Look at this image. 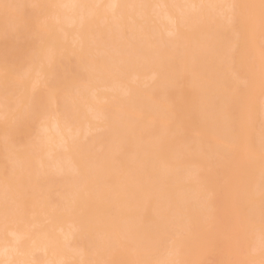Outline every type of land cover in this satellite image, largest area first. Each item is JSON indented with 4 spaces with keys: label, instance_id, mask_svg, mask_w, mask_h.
<instances>
[{
    "label": "rangeland",
    "instance_id": "obj_1",
    "mask_svg": "<svg viewBox=\"0 0 264 264\" xmlns=\"http://www.w3.org/2000/svg\"><path fill=\"white\" fill-rule=\"evenodd\" d=\"M19 1L22 4H19ZM24 1L26 3H24ZM27 1L28 0H0V71H2L1 68L3 69V71L0 72V75H2V77L0 76L1 77L0 78L1 79L0 80V86H2V87H0V90H2V91H0V125H2L4 123L3 120H5V118H6L5 115H4L5 118H3L2 113L5 112V113L9 114L7 118L10 120L8 123H7V121H5L7 125H6V127L1 128L4 131H2L0 134V137H1L0 138V159H1L0 160V193H2L3 191H5L7 189V184L9 185V183H11L10 178H12V181H15V182H12V184H11L12 189H10V195L6 194L5 197H0V214H1L0 215V248L2 247L4 254L7 252L9 253L11 251V249H9V247L6 249H3V247L5 245H11L14 243L13 239H12L13 237H11L10 235H8L6 233V229L11 225V224L9 225L8 222H10V221L12 222V220L19 218V216H21V215L26 216L25 203L27 201H30L32 203L33 202L37 203L38 200L44 201L43 203H45L46 207L49 210L48 214L49 213L53 214L54 218L57 215L60 217V216H62V214L64 216L67 213L73 212V214L75 215V218H77L78 224L80 222V228L79 229H81V228L82 229L73 233V236L75 237L76 240L73 237L74 241L72 242V245L70 244L71 250L67 246H64L65 248L67 247L66 251H65V248L62 249L61 247H58L57 245H53V246H51L50 251L54 252L55 254L50 253L49 251L46 252V251L38 250V251H35V252L28 254L29 256L28 255H26V257L24 256V260L22 262H19V260H18L21 256L19 254H14L13 258L11 260H9L8 263L7 262L6 263L7 264H26V263H28V264H53L56 262V259H57L56 257L60 258L61 256H63L65 259H67V258L69 259V260H66L64 262V264H114L115 260H116V262L119 261V264H264V80L263 79L259 80L258 77L256 76V74H254V71H255V73H257V74L260 73V75H261L263 68L260 67V69H259V66L263 65V67H264V64H263L264 63V37H262V36H264V0H246L245 3L243 2V0H241L242 5L246 4L244 6H245L247 12L245 10L243 11L242 6L240 8H239V6H236L237 10L234 8L235 11H233L232 8H229V6H230L229 0H223V1L222 0H211V1L210 0H200V2L198 0V3L194 2L195 0H193L194 5H190L191 0L190 1H185V0H176V1L175 0H162V1L161 0H150V2L148 4L145 3V5L146 4L148 5L147 8L145 7L146 17H147L146 20L144 17H141V18H143V19H141L139 16H138V18L137 17L131 18L130 15H129L130 17L124 16V22L128 21V26L130 25V27H133V29L126 26L127 28H129V30L128 29L126 30V28H125L123 30V32L121 31V33L118 34V36L116 35L117 34L116 32H113V33L107 32V34L105 33L106 36H104L105 34H103L104 31H102V30H101L102 31L101 36L103 35L102 37L99 34H98L99 36H94V35H97V33L94 34L95 32L91 35L84 34V35H86V39H87V42L84 46L87 45L86 49H88L89 53L86 52V49H84V50L82 49L83 47L79 45L80 44L79 41H76L77 37L80 34H82L83 32L79 33L78 31L73 29L72 34L69 33L68 35L65 36V37H67V39H66L65 37H63V35H61L59 33V31H58V34H60V36H62V37L57 35L56 34L57 31L54 30V32H53L54 36H53V38H51L50 37L51 31L47 30L46 27L43 28L42 25H43L45 20L51 21L55 26L60 25V24L63 25V23H64V26H69V25H65V21L67 20L66 22H69L70 21L69 18L70 17L72 18L74 16L75 12L72 10L73 12L71 13L70 12L71 10L70 11L68 10V12L66 13V10L63 7L60 8V5L63 4V1H61L62 4L57 3L56 6L59 9H61L62 12H64V10H65L66 14L63 13L64 16L62 15V12L59 13V11L57 12V10L54 9L56 7H51V6H53L52 4H54L52 0H50V3L47 2V4L44 5V7L46 6L45 9H44V7L43 8L40 7V8H42V10L38 9L39 8L38 6H40L39 3H37V5H34V4H32V3H34L33 0L28 1L29 3ZM46 1L43 0L44 4L46 3ZM163 1L166 2L167 7H168V8L166 7L167 10L171 11L173 16L176 18V23H178V25L185 23V22H183L184 19H185V21H193L192 24L190 22V23H188V25H184V26L182 25L183 26L182 32L183 33L188 32L187 34H184L186 39L188 40L187 41L188 43L186 42V44H185L186 40L184 41L182 39V37H181V40H179L177 38V36H174L173 34L171 35V30L173 28L172 27L173 25L171 23L168 24V22H171L170 20H168L167 23H165L167 18L164 19V15L167 12V10L165 7L164 8L160 7V2L162 3ZM169 1H171L172 3L171 2L169 3ZM226 1H227V3H226ZM95 2H96V0H92V5H94ZM174 2H175V5H174ZM182 2H183V4H182ZM204 2H205V4H204ZM14 4H15V6H14ZM162 4H165V3L163 2ZM191 4H193V3H191ZM90 5H91V3H90ZM153 5H156L158 8H154V10H151ZM172 5H174V6H172ZM33 6H35V7L33 8ZM14 7H17V8L13 9ZM25 7L27 10L25 9ZM182 7L185 9V11H184V9H182ZM187 7H190V8H187ZM226 7L229 8L228 9L229 11L227 10ZM48 8H49V11L47 10L45 12V10ZM207 8H209V10ZM189 9H192V10L189 11ZM206 9H207V11H206ZM16 10H17V12H16ZM158 10H159V12L160 11L161 12L159 13ZM240 10H241V12L242 11L243 12L241 13ZM12 11H14V12H12ZM38 11H39V13H38ZM181 11L185 12V13L183 14ZM154 12H155V14H157V16H154L155 15ZM189 12H192L193 15ZM223 12H224V14H223ZM48 13H49V15H48ZM69 13H71V16ZM210 13H211V15H210ZM231 13H233V15ZM240 13H241L242 20L243 21L245 20L246 23L248 22L247 23L248 26L246 25L245 29H242L243 27L238 28V26H242V24H243V21L241 22V20H240L241 19V17L239 16ZM81 14H82V12H81ZM219 14H221V15L219 16ZM30 15H31V17H30ZM51 15H53L55 17H53ZM76 15H79V13H77ZM109 15L110 14H108L106 20L100 21L98 19V21H97L98 26L104 24V22H105L104 25L115 23V21L112 22L111 20H109V19H112V18H109ZM183 15H185V16H183ZM230 15L233 16L234 19ZM15 16H17V17H15ZM79 16H78V18H79ZM61 17H62V19H61ZM63 17H65V19ZM67 17H68V19H67ZM154 17L157 19L159 18V19L157 20ZM247 17H248V19L246 20ZM229 18H231L233 23L230 21ZM129 19H130V21H129ZM135 19H137V20H135ZM180 19L183 20V21H181L182 23L180 22ZM149 20H150V23H149ZM109 21L111 23H109ZM38 22H40V23H38ZM34 23H35V25H34ZM41 23H42V25H41ZM226 23L227 24L229 23V24L227 25ZM239 23H240V25H239ZM25 24H27V27ZM133 24H135V28H134ZM162 24H163V27H162ZM11 25H13V26H11ZM23 25H24V27H23ZM33 26H34V28H33ZM69 27L74 28V26H72V25H70ZM140 27L143 30L139 29V31H138V28H140ZM187 27H189V28L186 29ZM101 28L104 29V26L102 25ZM152 28L154 30L151 33ZM232 29L233 30L235 29L234 32L232 31ZM44 31H46V32H44ZM137 31L139 32L138 34H137ZM42 32H44V33H42ZM129 32H130V34H129ZM169 32H170V34H169ZM213 32H214V34H213ZM141 33L143 35H141ZM154 33H156V35ZM40 34H41V37H40ZM44 34H45V36H43ZM75 34L78 36L75 37L76 36ZM126 34H128V36ZM35 35H36V37H35ZM113 35H114V37H113ZM121 35H122V37H121ZM164 35H167V36L164 37ZM168 35L169 36L171 35V36L169 37ZM184 35L180 34L179 36H184ZM69 36H70V38H69ZM57 37L59 38V42L54 47L51 44L55 38H56L55 41L58 39ZM82 37H84V36H82ZM175 37L177 39H175ZM188 37H189V39H188ZM6 38H9V39H6ZM38 38H40V39H38ZM117 38H118V40H117ZM131 38H133V39H131ZM167 38H169V39H167ZM192 38L193 39L195 38V39L193 40ZM34 39L36 40V42ZM113 39H115V40H113ZM129 39H131L132 41L131 40L129 41ZM206 39H207V41H206ZM33 40H34L35 45L33 43ZM43 40H45V41H43ZM64 40H65V44L68 42V45H69L68 48L69 49L67 51H65V54L62 57H60L59 54L55 53V52L58 51V48H59L58 46ZM74 40H75V43H74ZM189 40H191V42ZM72 41H73V43H72ZM118 42H119V46H118ZM45 43H46V46H45L46 48L43 47ZM47 43H49V45H47ZM55 43H57V42H55ZM190 43H192V44H190ZM204 43H206V44H204ZM255 43H257V44H255ZM40 44H42V45H40ZM157 44H158V46L155 47V45H157ZM170 44H172V45L170 46ZM102 45H104V46H102ZM120 45H121V47H120ZM143 45H145V47ZM189 45H190V47H189ZM51 46H52V48L54 47L55 49H52ZM107 46H108V48H107ZM125 46H127V48H125ZM168 46H170V48H168ZM230 46L233 49H231ZM80 47H82V48L80 49ZM110 47H111V49H110ZM135 47H136V49H135ZM222 47H223V49H222ZM235 47L238 48V50H236ZM258 47H260V48H258ZM4 48H5V50H4ZM173 48H174V50H173ZM234 48H235V50H234ZM45 49H47V50L45 51ZM93 49L95 51V54H93L94 53ZM124 49H125V51H124ZM48 50H50L51 52H49ZM28 51H29V53H28ZM76 51L78 53L80 51L81 52L78 54ZM144 51H146V52L144 53ZM45 52L47 54V57H49L51 54L54 57L56 56L55 58H58V56H59L60 59L54 60V61L52 60L51 62H48V59L44 60L46 57V56H44V55H46V54H44ZM154 52L156 53V55L154 54ZM158 52H160V53H158ZM52 53H54L55 55ZM76 53H77V56H76ZM105 53L107 55H105ZM221 53L224 55H222ZM48 54H49V56H48ZM157 54L159 56H157ZM220 54H221V56H220ZM23 55H24V57H23ZM28 55H30V56H28ZM99 55H101V56H99ZM151 55H152V57H151ZM153 55H154V58H153ZM18 56H20L19 60H18ZM65 56H66V58H65ZM70 56H72L73 58ZM139 56L142 59L145 58L147 61L146 60H140L141 58ZM83 57H84V59H83ZM106 57H107V60H105ZM64 58H65V60H64ZM71 58H72V60H70ZM258 58L259 59L263 58V59H261L262 60L261 61V60H258ZM61 59H63L61 61L62 63L59 62ZM161 59H163V60L161 61ZM184 59H186V60H184ZM198 59H200L202 61L199 62ZM9 60H10V62H9ZM38 60L40 62L39 64H38ZM121 60L124 62H126V61L127 62L126 63L123 62L124 64L122 65V62L120 64ZM165 60H167V61H165ZM190 60L194 61V63L193 64L191 63V65L189 63ZM196 60H198V61H196ZM203 60H204V62H203ZM232 60H234V61L231 62ZM13 61H15V63ZM45 61H46V64H45ZM90 61H92V62H90ZM142 61L143 62L146 61V62L143 63ZM157 61H158V63H157ZM171 61H172V63H171ZM258 61H261V63H259ZM75 62H76V64H75ZM167 62H168V64H165ZM177 62H178V64H177L178 67H175L176 66L175 64ZM201 62H203V63H201ZM215 62H217V63H215ZM229 62H231L232 64ZM243 62L246 64V66L253 63L254 65H251L252 71H249V69H246V66ZM255 62L256 63L258 62L259 64H262V65H259L258 63L256 64ZM8 63L10 64L11 68H10ZM12 63H14V64H12ZM41 63L44 64V67L42 66ZM48 63H49V65H48ZM99 63L101 66L99 65ZM138 63L139 64L141 63V64L139 65ZM199 63H201V67H199L200 66ZM233 63H235V65H233ZM32 64H34V65H32ZM222 64H224V65H222ZM79 65H80V67H79ZM46 66H47V68H48V66H50L48 68V70L50 69V71H49L50 74H48V77L47 76L43 77V76H41L43 74H41L40 72H42V70L44 68H46ZM98 66H99V68H98ZM170 66H172V67L170 68ZM207 66H209V67H207ZM232 66L234 68H231ZM5 67H7L8 70L4 71V69H6ZM104 67L106 69L105 70L106 72H103L104 69H102V68H104ZM188 67H190L189 72H192L191 68L193 69L194 67H195L194 69L197 72V75L189 74L190 77H192V79H193V83H191L192 82L191 78L189 80V77H188V73H189ZM9 68H10V70H9ZM15 68H17V69H15ZM27 68H30L31 70L29 73H27L29 71V70H27V72H26L27 74H25V70ZM77 68H79L80 70ZM92 68H93V70H92ZM96 68H97L98 72H97ZM125 68H127V69H125ZM129 68H131V70ZM160 68H163V69H160ZM240 68L242 69V71ZM99 69H100V71H99ZM168 69H169V71H168ZM111 70H112V72H111ZM212 70H215V71H212ZM238 70H239V73L237 72ZM9 71H11L10 73H12L11 74L12 76H10V77L6 76V79L8 78L6 80L5 75L3 78V74H4V72H5V74L9 73ZM57 71H58V73H57ZM162 71H163V73H162ZM53 72H54V74H53ZM102 72H103V74H102ZM143 72H145V73H143ZM196 72L193 71V73H196ZM240 72L241 73L245 72L246 74H248V73L251 74V75H249V77H250V79L248 81L249 83L243 82V80L240 79V76H241ZM118 73H119V76L116 75ZM151 73H153V74H151ZM154 73H156V74H154ZM237 73L240 75H238ZM25 75H26V77H25ZM55 75H58V76L55 77ZM50 76H52V77L50 78ZM203 76H204V78H203ZM133 77H136V78H133ZM151 77H152V79H151ZM195 77L197 80L194 79ZM197 77H199V78H197ZM40 78H42L43 80ZM141 78H143V79H141ZM148 79H151V80H148ZM153 79H154L153 82H155V83H152ZM35 80H37V81L35 82ZM96 80H98L100 83L97 82ZM198 80H200V82H198ZM205 80L207 82H205ZM208 80H210V81L208 82ZM256 80L260 81V82H258V84H257ZM41 81H44L42 83V86L40 85ZM6 82L8 85L5 84ZM19 82H20V84H19ZM188 82L191 83L192 89H190L191 85H189L190 83L188 84ZM34 83H36V86ZM148 83H151V84H149L150 86L148 85ZM199 83H200V85H199ZM220 83H222V84H220ZM152 84H154L156 87L155 86L151 87ZM204 84H207V85L209 84V86L205 85L207 87V89L205 88L206 90L204 89ZM197 85L199 87H201V89ZM202 85H203V88H202ZM218 85H220V86H218ZM256 85H257V87L255 88ZM82 86H84V88ZM30 87H31V89H30ZM45 87H47L46 90H45ZM86 87H88V88H86ZM107 87H110V88H107ZM154 87H155V89L152 90L151 88H154ZM215 87H217V88H215ZM241 87H243V88H241ZM252 87H253V89H252ZM90 88H93V89H90ZM156 88H158V89H156ZM197 88L199 89V91L201 90L200 93L197 90H196L197 92L195 91V89H197ZM148 89L152 90V91H149ZM84 90H86V91H84ZM113 90H115V91L113 92ZM74 91H75V94L73 93ZM93 91H95V92H93ZM119 91L122 92L123 94H121V93L119 94ZM202 91L203 92L205 91L206 93L205 92L203 93ZM252 91H253V93H252ZM36 92H37V94H36ZM65 93H67V94H65ZM202 93H203V95H201ZM53 94L54 95L56 94L55 96H56L57 100L60 102L54 100L55 98H54ZM252 94H254V95L252 96ZM28 95H30V98L32 99V104L30 105V107H28V106L31 103V99L28 98ZM32 95L34 98L31 97ZM64 95L66 96V98H64ZM121 95H123L124 98ZM25 96L27 99L30 100L29 101L30 103L28 104V106L26 103V106L28 109L31 108L33 112H31V110L29 111L28 109L26 110V108L23 109L24 108L23 103H25V100H26V99H24ZM67 96H70L69 100H68ZM206 96H208V97L206 98ZM63 98L66 100H64ZM70 98H72V99H70ZM204 98L206 101L203 100L202 101L203 104H202L201 100ZM37 99H39V100L42 99L41 100L42 102L37 100ZM34 100H35V102H34ZM207 100H209V101L207 102ZM237 100L240 101V104H242L241 101L245 100V105L243 106L244 109L241 113V117L244 118L245 120L243 119L244 122H237L238 124L236 122H230L229 117L227 115V111H226L228 108V106H226V105L231 101H235L238 104L239 102ZM53 101H55L57 103H55ZM130 101L135 102L133 105H136L137 108L140 107L139 111H140V113H142V115L140 117L133 115L134 112L132 114V116H134L133 119H131V116H129L131 114L128 113L129 112L128 108H131V107L134 108L132 111H134L136 108V106L133 107L132 104H131L132 106L128 105L131 103ZM18 102H19V104H18ZM226 102H227V104H226ZM11 103H12V105H11ZM59 103L61 104V107H60V105H58ZM70 103H71V105H70ZM101 103H102V105H100ZM113 103H114V105H113ZM172 103H178L182 107H185L187 104V106L189 107L187 109L192 110V113L190 110V113L192 115L193 114L197 115V113H198V114H202L201 116H204V111H205V114L208 113L207 114L208 116L205 115L204 117H209L210 115L212 116L211 120L210 119H208V120L210 122H212L213 126L211 125V123L208 125L206 122H202V120H201V122H194L196 124L193 125L195 127H193L192 132L190 133V131H187L185 133V136H184L183 135L184 133H182V129H184V127L188 124V122H186V117L180 118V120L178 122H176L177 120L169 122L170 120L168 118L172 115V110H173V104ZM93 104H94V106H93ZM91 105L93 106V109L90 108ZM24 106H25V104H24ZM84 106H86V107H84ZM109 106H111V108ZM73 107L74 108L76 107V109L73 110ZM103 107H104V109H103ZM164 107H166V108H164ZM5 108H6V110H5ZM55 108H57V109H55ZM147 108H149V109H147ZM59 109H61V111ZM102 109L104 110L103 113H105V109H106V113L104 115H102L104 117L106 114L109 115L111 112L115 113L114 110H116L117 113H119L118 111H120V113H121V110H122V112H125V113L127 112L126 114H128L130 119L127 118L128 116L125 115V113H124V115H121L123 113H121L120 115L118 114L119 118L116 114H114V116H112L113 114L111 113L112 117L109 115L110 118H106L104 120L103 117H101V114H99V113H102V111H101ZM201 109H203V110H201ZM98 110H100L101 112ZM22 111H24V112H22ZM58 111L60 112V115H59ZM68 111L70 112V114ZM132 111H130V112H132ZM136 111L137 110H135V113L138 114L139 112L137 113ZM235 111L237 114L238 111L237 110H235ZM87 112H89V113H87ZM215 112L217 113V115L214 114V117L216 116V119L213 120V113H215ZM14 113L16 115H18V114H23V115H20V116L18 115V117H16V115H14ZM140 113L138 115H140ZM160 113L163 115V118L165 119V121H168V120L169 121L165 122L164 119L161 118L162 115ZM67 115H69V116L67 117ZM108 115H106V116H108ZM58 116L59 117L61 116V117L58 118ZM125 116H127V117H125ZM22 118H23V120H22ZM57 118L58 119L62 118L61 119L62 122L63 121L66 123L69 122L71 124L70 125L68 123L69 125L68 126L66 125V127H67V128H65L66 131L63 128V126L65 127L66 123L63 124V126L61 127V128H63L61 134H63V136H65L64 138L68 142V143L67 142H65V143L69 144L68 145L69 149L64 150L63 145L65 143L63 142L64 143L63 145L60 144L59 143L60 140L57 137V136H59V134L57 135L56 134L57 132H55L51 129L50 125L53 123V121L54 122L55 121L61 122ZM68 118H70V119H68ZM100 118H101V120H100ZM158 118L163 120L164 122L160 121ZM109 119H111V122H109L110 121ZM19 120H20V122H19ZM131 120H133L134 122ZM12 122H14V123H12ZM62 122H61V125H62ZM159 122L160 123L162 122V123L160 124ZM34 123H35V125L32 126V124H34ZM36 123H38V125ZM129 123H132L133 126L131 125L132 126L131 129H129V128L126 129L129 125ZM17 124H19L20 126ZM54 124L55 123H53V125ZM37 126L40 128H37ZM82 126H83V128H82ZM79 127L81 130L79 129ZM129 127H130V125H129ZM211 128H213L212 129L213 131H211ZM1 129H0V131H1ZM91 129H95V131L94 130L92 131ZM133 129H135V130H133ZM194 129H196V131H198V133L195 132V135L193 134ZM67 131L69 132V134ZM134 131H136V132H134ZM214 132L217 134H220V136L218 135L219 138L217 136H215L220 140L219 143L216 142V144L221 143L222 145L221 144L217 145L214 148L213 147L214 145L211 144V147H213L212 151L209 153L211 155V158H212V160H211V159H209L210 157L207 156L208 153L206 155H203V154H200L198 152V150L207 148V146H208L207 143L210 140L208 138V136L210 135V133L211 134L213 133V135H216ZM133 133H134V135H133ZM207 133H209L208 136H207ZM192 134H193V136H192ZM240 134L243 135L244 138H245V136L248 135L250 138L249 139L250 143H248L246 140H245L246 142L243 141V143H240L239 139H238ZM1 135H3V137ZM4 135H5V137H4ZM20 136H21V138H20ZM67 136H69V137H67ZM168 136H169V139H168ZM71 137H73V138H71ZM102 137L104 138L105 141L103 140ZM132 137L133 138L136 137V139H133ZM200 137H201V139H200ZM181 138L183 141L186 139L185 140L186 142H183L181 140ZM21 139H22V141H21ZM57 139L59 140L58 144H60V145H58L56 143ZM119 139H122V140H119ZM160 139L162 140L161 144H160ZM178 139L181 140V142L179 141L180 143L178 142ZM48 140H52V142L54 141L53 142L54 144L53 143L51 144V142H49ZM80 140L81 141L83 140V141L81 142ZM117 140H118V142H117ZM133 140H134V142H133ZM46 141L48 142V144H50L51 150H49V151H51V153L49 151H47L49 145L48 146L46 145L47 150H45L43 153V156H41L43 149L45 148L44 145L47 144ZM155 141L156 142L158 141V142L156 143ZM205 141H208V142H206V144H205ZM152 142H154V144H158V143L160 144V145L158 144L159 146L157 147V149H155L156 147L154 146V144ZM151 143L153 144V147H155V148H153V149L149 148L147 151L146 148H148L149 146L145 147V145L147 146V144L148 145L150 144V147H152ZM99 144H101V145L99 146ZM133 144L135 146H133ZM137 144L138 145L141 144V146L139 145V147H138ZM176 144H179V145H176ZM76 145L78 147H76ZM173 145H176L178 147V150H177V148L175 149V147ZM204 145H207V146L205 147ZM14 146L22 148V150L20 149V152L23 151L22 153H23L24 158H25V156L26 157L28 156L30 158L29 159L30 162L27 160L28 163L26 161H25L26 163L25 162L23 163V164H25V166L28 164L27 168L26 167L24 168V169H26V171L24 169H22L21 167H19V166H22L21 164L18 166V164L13 162L14 157L11 158L12 156L11 155L9 156V150L12 148H16ZM81 146H83V148H81ZM131 146H133L134 149ZM172 148H174L175 153H178V151H180V152H187L188 154H186V156H183L185 153H180V154H182L181 156H177V159L174 158L175 160H171L172 158H171L170 154H172V156L174 155L173 152L170 153ZM208 148H210V147H208ZM143 149H145L147 151V153H146V151L142 152ZM154 149L156 151H154ZM17 150H18V148H17ZM222 151H226V153L227 152H229V153H227V155L225 156L226 158H224V156H223L224 160L222 158L219 159V160H222L223 162L217 161L218 159H217L216 153L218 155L219 154L222 155V154H224ZM39 152H41V153H40V156L38 157ZM46 152L50 153L51 155L45 157L47 155ZM108 152H110V153L107 154ZM131 152H132V154H131ZM201 152H202V150H201ZM73 153L79 155L78 163L80 164L81 169H82V170H80V167H79V171L82 174L81 175L82 178L84 176H86V173L85 172L82 173V171L87 170V166L89 163L91 164V166H94V168H95V166L98 167V169H97L98 173L100 171L99 176L95 170L96 168L93 171V169L89 168V167H88L89 170L92 169L91 171L93 173L95 172L96 174L92 173L93 174L92 175V174H90V172H91L90 171V172H87V176H86V177H88V175L89 176L97 175L98 176L97 180L102 178V181L98 180L96 183H94V186H96V189H97V190L95 189L96 192H94V195H93V193L89 192V190L91 191L92 186L89 187L90 185L86 184L88 182L91 183L90 181H92V179H90L87 182L85 181V184L87 186L83 187L84 188L83 190H81V189H82V186H84V185H82L80 188V186L76 183L77 179H79L78 177L80 175H79V171H78L77 172L78 175H77V179H76V176H75L76 172L74 173V171H75L74 168L76 165H72L71 163H73V162L71 161V159H69L70 158L69 156H71ZM160 153L162 154V158H160L161 156L159 157V155H161ZM196 154H198V155H196ZM19 156H22V155L19 154ZM127 156H128V159H127ZM36 157H38V159H36ZM99 157H101V158H99ZM108 157H109V159H108ZM213 157H214V161H213ZM82 158L84 159V162L82 161L83 160ZM167 158H168V160H167ZM26 159H28V158H26ZM116 159L118 161H116ZM164 159H166V161L171 163V166L173 167L172 169L174 170L173 173L177 177L176 180H174L173 177L171 176L172 173L170 174L168 172V174H167L163 170L164 166L169 165L168 163L166 165V162ZM206 159H207V161L211 160V163L213 162L211 166H212V168L214 166L215 169H216V166L219 165L216 163L222 162L221 164L223 166L224 172L222 174H217L216 173L217 171L215 170L214 174H217L218 176L220 175L221 178L222 177H224V178L230 177L232 179V180H229L228 178H225V179L223 178L226 181V183L224 181L220 185L218 184V182H216L215 179L213 180V183L216 182V184H217L216 187H218L219 190H221V194L219 191L218 196L222 195V196H220L222 201L219 202L221 206L217 205L218 207L216 209V212L214 210V212L216 213L215 214L216 217L212 216V218H210V219L208 218L209 216L207 217L208 223L206 222V220H204L206 218L205 215H207V214L210 215V213L212 212V209L209 212H207L208 210L207 211L204 210L206 212L201 211L204 203L206 205L205 201H208V200L204 199L205 200V201L203 200L204 203H201V204L198 203L199 206L202 205L201 209L199 208V206L197 204H196L197 207H196V205H194V202L196 201L195 199H197L198 202H201L202 198L201 199L199 198L200 197V196H198L199 193H198L197 197H195L196 196L195 194L197 192L196 193H194V192H195V187L199 188V186H197V185H199V183L202 184L203 179L201 180V182H199L200 180H198V182H199L198 183L196 181L197 180L196 174H195L196 180H192L195 178L189 179L190 174L192 172H194V170L197 171V169H196L197 166L193 167V166H190L189 164L191 163L193 165L198 164V165L204 166L203 163H204V161H206ZM62 161H63V163H62ZM119 161H120V163H119ZM85 162L87 163V165L85 164ZM66 163H67V166H66ZM81 164L83 165V168H82ZM112 164H113V166H112ZM243 164H244V166H243ZM46 165L48 166L47 168H46ZM84 165L86 167L85 170H84ZM100 165H101V167H100ZM233 165L237 166L238 169H237V167H233ZM72 166H74V168H73L74 171L71 170ZM99 167L102 168V170L99 169ZM169 167H170V165H169ZM235 169H236V171H235ZM168 170H170V168ZM206 170L207 169L205 168L203 170V173ZM251 170H253V171H251ZM101 171L103 172V174ZM162 171H164L167 175L164 172L162 173ZM233 171L240 172L241 175H238V173H236L238 175L237 176L234 172V174L236 175L234 177ZM231 172H232L233 177L230 176ZM195 173H197V172H195ZM100 174H102V176L104 175L103 176L104 178L102 176H100ZM162 174H164V175L162 176ZM169 176H170V178H169ZM193 176L194 175H192V177ZM13 177H14V179L15 178L16 179L13 180ZM53 177L55 179H53ZM81 177H80V179H81ZM187 177H189V178H187ZM162 178H165V179H162ZM83 179L86 180L85 177ZM223 179H222V181H223ZM253 179H255L256 181L252 182L251 180H253ZM82 182L83 181H81L80 183L82 184ZM259 182H260V184H259ZM47 183H49V184H47ZM50 183H52L51 186H50ZM74 184L78 185V188H80L79 191H77L78 189L75 187ZM92 185H93V183H92ZM160 185H161V188H160ZM72 186L75 187L74 189H77V190H75L77 192L76 194H74L75 197L73 194H71V195H73V199L77 198L81 195L80 191L84 192V190H85V192H89V193H85V192L82 193L83 194L82 197L88 201V204H91V203L93 204L94 203L93 201H95L96 207H94V205L91 204L92 207L90 206L91 207L90 209H92V210L94 209V210L93 211L89 210V215L86 214V213H88V210L83 215V214H81V210L79 208L71 209L69 207V203H70V201H72V197L70 196L69 191L73 190V189H71ZM224 186H225V188H224ZM122 187L125 188V191H122V190H124ZM148 187H149V189H148ZM220 187H221V189H220ZM120 188H122V189H120ZM258 189H260V190H258ZM197 190L198 189L196 188V191ZM199 190H200V188H199ZM8 191H9V189H8ZM111 191L113 194L116 193V195H114V198H115V200L117 199L116 201H118L120 203L122 202L121 204L120 203L118 204V202H116L114 199H112L113 194L111 195V193H109ZM203 192H205V191L202 190V194L206 195V193H203ZM258 192L261 195L260 194L258 195ZM71 193H72V191H71ZM150 193H151V195H149ZM224 194L228 195V197H226V199L224 198L225 197ZM190 195H195V196H193V198L191 196L192 199L190 198L191 200H194V202H192V203L188 201V196H190ZM84 196L87 198H85ZM109 196L111 198H109ZM143 196H145V197H143ZM201 197H202V195H201ZM204 197H207V196H204ZM108 198H109V200L113 201V202L109 203L110 205H112L111 207H113V212L116 213L117 209H118V211L119 210L121 211V213L120 212L117 213V214L120 213L121 214V215L119 214L120 216L118 215L117 217H115L116 214H112L114 216L112 217L113 220L111 222L113 223V221H114L115 225H119V227L121 229H119L118 231L121 230V232H119V233H121V236H122L123 230H124V234H125V230L127 231V233L131 231V233H130L131 237L134 236L133 235V233H134L136 236L134 238L132 237L133 242L131 241L132 239H130V241L125 240L124 239L125 236L123 238H121V236H119L120 234H117L118 231L117 230H116L117 232L114 231L115 229L110 226L112 224H109L110 221H109L108 215H109V213H111L112 210H110V212L106 211L108 209L109 204L105 205L106 203H108V202L105 203V200L109 201ZM220 198H217V196H216L214 199L220 200ZM63 199H65V200H63ZM185 199H187V200H185ZM262 200H263V202H262ZM181 201L182 202L185 201L186 203L184 202L182 204ZM13 202H15V203H13ZM98 202H100V203L97 205ZM43 203H40V201H39V203H37V205L38 204L43 205ZM116 203L118 204L117 209L114 208V204H116ZM175 203H176V205H175ZM2 204H3V206H2ZM207 204H209V203L207 202ZM119 205L123 206L125 212L122 211L123 208L120 209L121 207H119ZM23 206H24V208H23ZM209 206H211V205H209ZM111 207L109 209H112ZM206 208H207V206L204 207L203 209H206ZM209 208H212V207H209ZM62 209H64V210L62 211ZM114 209L116 211H114ZM165 209L167 211H164ZM182 212H183V214H181ZM254 212L256 213L255 215H254ZM249 214H250V216H251V214L253 215L251 217L254 218L255 221L252 218L249 219V217H250ZM47 215L45 218H42V216L40 217V219L42 218L41 224L36 225L31 229L28 228L30 234L27 235V237H25L21 241V244H22L21 250L23 252H29V248H31V246H32L34 236L39 231H41V232L47 231L49 236H50L49 237L50 239H56V238H59L61 233H64L68 229L71 230L69 228L70 225L68 226V224L66 223V220H64V219L59 220V218H57V217H56V219L53 218V220H52L50 217H47ZM112 215L110 214L109 216L111 217ZM257 216H258V218H257ZM28 217H30V215ZM28 217L26 216V218H28ZM107 217H108L109 223L107 221ZM131 217H133V218L131 219ZM259 218H260V220H259ZM116 219H118L117 222H115ZM213 220L216 222H214ZM14 221H16V220H14ZM97 221L102 222V224H100L102 227L100 225H97V226H99V231H97V233L98 232L100 233V229L102 230L104 228V226L107 227V228L105 227L106 229H110V228L113 229V231L112 230H110V231L106 230L104 238L100 237L99 233H98V235L94 234L96 232V222ZM190 221H192L191 224H193V226H191V224L188 225L190 223ZM89 222L93 223V224H91L92 227L89 225ZM250 222H254L255 226H251ZM117 223H119V224H117ZM107 225H109V226H107ZM12 226H13V224H12ZM93 226L95 228H93ZM188 226L189 227L191 226V228L194 227V229L195 228L196 229L193 231H190V232L188 231L186 234H184L183 233L184 231L182 232V230H185V228H189ZM219 227H222L223 229H221ZM59 228H63V229L60 230ZM92 228L95 229V232H93L94 230H92ZM115 228H117V226H115ZM125 228H127V229H125ZM44 229H47V230H44ZM97 229H98V227H97ZM137 229H138V231H137ZM104 230H103V232H104ZM221 231H223V232L225 231L224 233L227 232L226 233L227 235L226 234L225 235L223 234L224 236L221 235ZM231 231L232 232L235 231L234 233L237 236L236 237L233 236L234 238H227V237H229L228 235L231 233ZM256 231H257V233H256L257 235L254 234ZM86 232L90 233V235L87 234ZM92 232H93V234H92ZM107 232H108V234H107ZM109 232H114L116 234V235H113V236H115V238L113 236L111 237L114 239L109 238V236H111V234H113V233H111L109 235ZM261 233H263V234H261ZM65 234H63V235H65ZM106 234L109 236H107ZM252 234H254V235H252ZM63 235H62V237H63ZM103 235L104 234L102 233V236ZM98 237H99V239H98ZM106 237L109 238V240L107 242L105 240ZM231 237H232V235H231ZM135 238H137V239H135ZM144 238L146 240H144ZM258 238H259V240H258ZM63 239H65V241H66V239H67L66 236H64ZM110 239L113 241L115 240L116 244L114 242H112ZM147 240L149 242H147ZM65 241L63 240V243H65ZM142 241L145 243H143ZM108 242H110V244L112 242L113 245L108 244ZM151 242H152V244H151ZM149 243H150V245H149ZM90 245H92V246H90ZM257 245H259V246H257ZM103 247H104V249H103ZM112 247H114V249ZM140 247H141V249H140ZM134 249L139 251L138 255L136 254V256H134V254H135L133 252V251H135ZM74 250H75V252H74ZM130 250L132 251V253H130L131 252ZM144 250H146V251H144ZM83 253H86V256L83 258H80L78 255H82ZM32 256H34V257H32ZM117 259H119V260L117 261ZM161 260H163L164 263H162L163 261H161ZM5 261H7V260L4 259L2 256H0V264H5L4 263ZM89 261H90V263H87Z\"/></svg>",
    "mask_w": 264,
    "mask_h": 264
},
{
    "label": "bare ground",
    "instance_id": "obj_2",
    "mask_svg": "<svg viewBox=\"0 0 264 264\" xmlns=\"http://www.w3.org/2000/svg\"><path fill=\"white\" fill-rule=\"evenodd\" d=\"M28 1H30V0H28ZM27 1V2H28ZM46 1V0H45ZM53 1V3L54 4H52L53 6H51V7H56V8H54L55 10H57V12L59 11V13L60 12H62V10L61 9H59L57 6H56V4L58 3V4H60L61 3V1H63V4L62 5H60V8H64L65 10H66V13L68 12V10L72 13L73 11L75 12L74 13V16L71 18H69L70 19V21L69 22H66L65 21V25H72V26H74V28L73 27H69V26H64V23H63V25H57V26H55L51 21H44V23H43V25H42V23H41V25L43 26V28L44 27H46L47 28V30H49V31H51V35H50V37L51 38H53V32H54V30H56L57 31V35H59L60 36V34L61 35H63V37H65L66 35H68L69 33H71L72 34V32H73V29L74 30H76V31H78L79 33H81V32H83L82 34H80L79 36L78 35H74L75 37H77V39H76V41H79V45L80 46H82V47H80V49L82 48L83 50L84 49H86L87 48V45L86 46H84L85 44H86V42H87V39H86V35H91V34H93L94 32V34H96L97 33V35H94V36H101V34H102V31H104L103 32V34H107V32L108 33H113V32H116L117 34V36H118V34L119 33H121V31L123 32V30L126 28V30L128 29L129 30V28H127L126 26H128V21H126V22H124V16H128V17H130L131 16V18H135V17H137L138 18V16L141 18V17H144L145 18V20H146V10H145V7L147 8L148 7V3L150 2V0H96V2H95V4L94 5H92V0H52ZM162 1V0H161ZM176 1V0H175ZM185 1H190V0H185ZM211 1V0H210ZM223 1V0H222ZM22 2V1H21ZM33 2L34 3H32V4H34V5H37V3H39L40 4V6H38L39 8L38 9H41L42 10V8L44 7V5H46L47 4V2L48 3H50V0H47L46 1V3L44 4V2H43V0H33ZM41 2V3H40ZM165 3V4H162V3ZM162 3L160 2V7H162V8H166L167 7V4H166V2L165 1H163ZM171 1H169V3H170ZM184 2V1H183ZM183 2H182V4H183ZM194 2H197L198 3V0H195ZM194 2H193V0H191V3H193V4H191L190 2V5H194ZM199 2H200V0H199ZM243 2L245 3L246 2V0H243ZM24 3H26L25 1H24ZM29 3V2H28ZM90 3H91V5H90ZM145 3H147L146 5H145ZM172 3V2H171ZM188 3V4H189ZM215 3V2H214ZM213 3V4H214ZM226 3H227V1H226ZM19 4H22V3H20V1H19ZM162 4V5H161ZM204 4H205V2H204ZM42 5V6H41ZM174 5H175V2H174ZM174 5H172V6H174ZM215 5V4H214ZM227 5V4H226ZM229 8H232L233 9V11H235V9H236V6H239V8L242 6V9H243V11L245 10L246 11V8H245V6L244 5H246V4H244V5H242V1L241 0H229ZM14 6H15V4H14ZM25 6V5H24ZM156 5H153V7H152V9L151 10H154V8H158L157 6L155 7ZM187 6V5H186ZM222 6V5H221ZM244 6V7H243ZM27 7V6H26ZM26 7H25V9H26ZM35 6H33V8H34ZM40 7H42V8H40ZM199 7V6H198ZM2 8V7H1ZM17 7H14L13 9H16ZM28 8V7H27ZM46 8V6L44 7V9ZM168 8V7H167ZM167 8H166V10H167ZM186 8V7H185ZM187 8H190V7H187ZM203 8V7H202ZM227 8V10L229 9L228 7H226ZM235 8V9H234ZM245 8V9H244ZM63 9V10H64ZM170 9V8H169ZM182 9H184L183 7H182ZM193 9V8H192ZM192 9H189V11L190 10H192ZM205 9V8H204ZM208 10H209V8H207ZM207 9H206V11H207ZM27 10V9H26ZM30 10V9H29ZM36 10V9H35ZM49 11V8L48 9H46L45 10V12L46 11ZM65 10H64V12H62V15H63V13H65ZM73 10V11H72ZM188 10V9H187ZM231 10V9H230ZM237 10V9H236ZM31 11V10H30ZM37 11V10H36ZM51 11V10H50ZM53 11V10H52ZM184 11H185V9H184ZM229 11V10H228ZM242 11V12H243ZM12 12H14V11H12ZM16 12H17V10H16ZM54 12V11H53ZM56 12V13H57ZM81 12H82V14H81ZM156 12V11H155ZM155 12H154V14H155ZM158 12H159V10H158ZM161 12V11H160ZM159 12V13H160ZM182 12V11H181ZM187 12V11H186ZM196 12V11H195ZM217 12V11H216ZM220 12V11H219ZM240 12H241V10H240ZM241 12V13H242ZM247 12V11H246ZM38 13H39V11H38ZM55 13V12H54ZM65 13V14H66ZM71 13H69L70 14V16H71ZM77 13H79V15H76ZM157 13V12H156ZM164 13V12H163ZM178 13V12H177ZM183 14L185 13V12H182ZM189 13H191L192 14V12H189ZM202 13V12H201ZM212 13V12H211ZM211 13H210V15H211ZM214 13V12H213ZM241 13H240V17H241ZM108 14H110L109 15V18H112V19H109V20H111L112 22H114L115 21V23H113V24H108V25H104L105 24V22H104V24H102L103 26H104V29H102L101 27H102V25H99L98 26V24H97V21H98V19L100 20V21H103V20H106L107 19V16H108ZM151 14V13H150ZM153 14V13H152ZM180 14V13H179ZM205 14V13H204ZM223 14H224V12H223ZM232 15H233V13H231ZM7 15V14H6ZM13 15V14H12ZM48 15H49V13H48ZM57 15V14H56ZM130 15V16H129ZM193 15V14H192ZM221 14H219V16H220ZM51 16H53V15H51ZM64 16V15H63ZM66 16V15H65ZM78 16H79V18H78ZM154 16H157V14H155ZM159 16V15H158ZM183 16H185V15H183ZM209 16V15H208ZM231 16V15H230ZM243 16V15H242ZM15 17H17V16H15ZM26 17V16H25ZM30 17H31V15H30ZM53 17H55V16H53ZM161 17V16H160ZM187 17V16H186ZM205 17V16H204ZM217 17V16H216ZM215 17V18H216ZM229 17V16H228ZM232 18H233V16H231ZM259 17V16H258ZM11 18V17H10ZM13 18V17H12ZM64 19H65V17H63ZM155 18V17H154ZM167 18V19H166ZM42 19V18H41ZM61 19H62V17H61ZM60 19V20H61ZM67 19H68V17H67ZM141 19H143V18H141ZM155 19H157V18H155ZM159 19V18H158ZM157 19V20H158ZM164 19H166V22L165 23H167V21L168 20H170L171 22H168V24L169 23H171L172 25V30H171V35L173 34L174 36H177V38L179 39V40H181V37H182V39L185 41V44H186V42L188 41L187 39H186V37H185V35L184 34H187V33H183L182 32V27L184 26V25H188V23H190L191 22V24L193 23V21H185V19H184V21L182 20V19H180V22L181 21H183V22H185V23H182V24H179L178 25V23H176V18L173 16V14L171 13V11H169V10H167V12L165 13V15H164ZM211 19V18H210ZM230 19V21L232 22V20H231V18H229ZM234 19V18H233ZM248 19V17L246 18V20ZM11 20V19H10ZM135 20H137V19H135ZM161 20V19H160ZM163 20V19H162ZM191 20V19H190ZM216 20V19H215ZM241 22L243 21L242 20V17H241ZM62 21V20H61ZM129 21H130V19H129ZM214 21V20H213ZM238 21V20H237ZM56 22V21H55ZM58 22V21H57ZM107 22V21H106ZM157 22V21H156ZM223 22V21H222ZM228 22V21H227ZM9 23V22H8ZM38 23H40V22H38ZM69 23V24H68ZM108 23V22H107ZM109 23H111L110 21H109ZM130 23V22H129ZM136 23V22H135ZM144 23V22H143ZM149 23H150V20H149ZM159 23V22H158ZM197 23V22H196ZM233 23V22H232ZM248 23V22H247ZM246 22H245V20L243 21V24H242V26H238V28H240V27H243L242 29H245V26L247 25L248 26V24H247ZM56 24V23H55ZM131 24V23H130ZM145 24V23H144ZM161 24V23H160ZM214 24V23H213ZM223 24V23H222ZM227 24V23H226ZM229 24V23H228ZM227 24V25H228ZM26 25V27H27V24H25ZM34 25H35V23H34ZM134 25V28H135V24H133ZM183 25V26H182ZM219 25V24H218ZM239 25H240V23H239ZM11 26H13V25H11ZM15 26V25H14ZM17 26V25H16ZM95 26V27H94ZM132 26V25H131ZM140 26V25H139ZM152 26V25H151ZM20 27V26H19ZM23 27H24V25H23ZM128 27H130V25L128 26ZM162 27H163V24H162ZM7 28V27H6ZM33 28H34V26H33ZM38 28V27H37ZM41 28V27H40ZM70 28V29H69ZM131 29H133V27H130ZM189 27H187L186 29H188ZM219 28V27H218ZM247 28V27H246ZM25 29V28H24ZM139 29L140 30H143L141 27L140 28H138V31H139ZM170 29V28H169ZM209 29V28H208ZM7 30V29H6ZM102 30V31H101ZM135 30V29H134ZM137 30V29H136ZM153 28H152V31H151V33L153 32ZM235 30V29H234ZM234 30L232 29V31L234 32ZM19 31V30H18ZM58 31H59V33L60 34H58ZM75 31V32H76ZM137 31V34L139 33ZM157 31V30H156ZM170 31V30H169ZM238 31V30H237ZM242 31V30H241ZM37 32V31H36ZM44 32H46V31H44ZM44 32H42V33H44ZM143 32V31H142ZM168 32V31H167ZM223 32V31H222ZM232 32V33H233ZM21 33V32H20ZM34 33V32H33ZM38 33V32H37ZM41 33V32H40ZM164 33V32H163ZM10 34V33H9ZM46 34V33H45ZM45 34L43 35V36H45ZM55 34V35H56ZM78 34V33H77ZM84 34H86V35H84ZM99 34V35H98ZM106 34L104 35V36H106ZM129 34H130V32H129ZM155 35H156V33H154ZM169 34H170V32H169ZM184 35V36H179V35ZM213 34H214V32H213ZM115 35V34H114ZM114 35H113V37H114ZM127 36H128V34H126ZM134 35V34H133ZM140 35V34H139ZM141 35H143L142 33H141ZM145 35V34H144ZM170 35V36H171ZM205 35V34H204ZM226 35V34H225ZM237 35V34H236ZM7 36V35H6ZM82 36H84V37H82ZM103 36V35H102ZM101 36V37H102ZM108 36V35H107ZM131 36V35H130ZM135 36V35H134ZM133 36V37H134ZM165 36H167V35H164V37ZM169 36V35H168ZM169 36V37H170ZM227 36V35H226ZM9 37V36H8ZM35 37H36V35H35ZM39 37V36H38ZM40 37H41V34H40ZM49 37V38H50ZM60 37H62V36H60ZM92 37V36H91ZM121 37H122V35H121ZM180 37V38H179ZM185 37V38H184ZM191 37V36H190ZM206 37V36H205ZM222 37V36H221ZM262 37H264V36H262ZM11 38V37H10ZM22 38V37H21ZM45 38V37H44ZM48 38V39H49ZM50 38V39H51ZM58 38V37H57ZM66 39H67V37H65ZM69 38H70V36H69ZM127 38V37H126ZM141 38V37H140ZM154 38V37H153ZM156 38V37H155ZM176 37H175V39H177ZM232 38V37H231ZM6 39H9V38H6ZM38 39H40V38H38ZM56 39V38H55ZM55 39L52 41V46H54L55 47V45H57L58 44V42H59V38L55 41ZM64 39V38H63ZM65 39V40H66ZM91 39V38H90ZM124 39V38H123ZM131 39H133V38H131ZM131 39H129V41L131 40ZM167 39H169V38H167ZM172 39V38H171ZM188 39H189V37H188ZM193 39V38H192ZM195 39V38H194ZM193 39V40H194ZM251 39V38H250ZM259 39V38H258ZM2 40V39H1ZM27 40V39H26ZM29 40V39H28ZM35 40V39H34ZM34 40H33V43H34ZM65 40L63 41V42H61V44L58 46L59 48H58V51H56L55 53H58L59 54V56L60 57H62L64 54H65V51H67L69 48H68V42L65 44ZM109 40V39H108ZM111 40V39H110ZM113 40H115V39H113ZM117 40H118V38H117ZM146 40V39H145ZM254 40V39H253ZM43 41H45V40H43ZM61 41V40H60ZM70 41V40H69ZM90 41V40H89ZM132 41V40H131ZM153 41V40H152ZM190 42H191V40H189ZM206 41H207V39H206ZM209 41V40H208ZM15 42V41H14ZM35 42H36V40H35ZM48 42V41H47ZM55 42H57V43H55ZM161 42V41H160ZM255 42V41H254ZM42 43V42H41ZM72 43H73V41H72ZM74 43H75V40H74ZM131 43V42H130ZM139 43V42H138ZM143 43V42H142ZM156 43V42H155ZM169 43V42H168ZM188 43V42H187ZM194 43V42H193ZM110 44V43H109ZM108 44V45H109ZM127 44V43H126ZM150 44V43H149ZM162 44V43H161ZM166 44V43H165ZM190 44H192V43H190ZM195 44V43H194ZM204 44H206V43H204ZM218 44V43H217ZM252 44V43H251ZM255 44H257V43H255ZM254 44V45H255ZM34 45H35V43H34ZM40 45H42V44H40ZM47 45H49V43H47ZM95 45V44H94ZM97 45V44H96ZM136 45V44H135ZM141 45V44H140ZM172 44H170V46H171ZM46 46V43L44 44V48H46L45 47ZM52 46H51V48H52ZM102 46H104V45H102ZM118 46H119V42H118ZM124 46V45H123ZM122 46V47H123ZM133 46V45H132ZM144 47H145V45H143ZM156 46H158V44L157 45H155V47ZM170 46H168V48H170ZM175 46V45H174ZM173 46V47H174ZM180 46V45H179ZM203 46V45H202ZM233 46V45H232ZM239 46V45H238ZM52 48V49H55V48ZM75 47V46H74ZM116 47V46H115ZM120 47H121V45H120ZM119 47V48H120ZM141 47V46H140ZM147 47V46H146ZM152 47V46H151ZM189 47H190V45H189ZM204 47V46H203ZM202 47V48H203ZM231 47V46H230ZM50 48V49H51ZM57 48V47H56ZM107 48H108V46H107ZM113 48V47H112ZM125 48H127V46H125ZM130 48V47H129ZM161 48V47H160ZM178 48V47H177ZM236 48V47H235ZM235 48H234V50H235ZM258 48H260V47H258ZM18 49V48H17ZM16 49V50H17ZM41 49V48H40ZM79 49V48H78ZM110 49H111V47H110ZM135 49H136V47H135ZM165 49V48H164ZM172 49V48H171ZM222 49H223V47H222ZM231 49H233L232 47H231ZM4 50H5V48H4ZM47 49H45V51H46ZM71 50V49H70ZM75 50V49H74ZM130 50V49H129ZM140 50V49H139ZM173 50H174V48H173ZM176 50V49H175ZM230 50V49H229ZM236 50H238V48H236ZM254 50V49H253ZM30 51V50H29ZM29 51H28V53H29ZM49 52H51L50 50H48ZM55 51V50H54ZM79 51V50H78ZM93 51H94V49H93ZM100 51V50H99ZM124 51H125V49H124ZM164 51V50H163ZM189 51V50H188ZM203 51V50H202ZM2 52V51H1ZM9 52V51H8ZM77 52V51H76ZM81 52V51H80ZM79 52V53H80ZM85 52V51H84ZM86 52H88V49H86ZM103 52V51H102ZM143 52V51H142ZM146 51H144V53H145ZM172 52V51H171ZM190 52V51H189ZM221 52V51H220ZM78 53V52H77ZM77 53H76V56H77ZM78 53V54H79ZM89 53V52H88ZM100 53V52H99ZM112 53V52H111ZM128 53V52H127ZM130 53V52H129ZM158 53H160V52H158ZM208 53V52H207ZM219 53V52H218ZM229 53V52H228ZM234 53V52H233ZM238 53V52H237ZM252 53V52H251ZM27 54V53H26ZM42 54V53H41ZM44 54H46V52L44 53ZM50 54V53H49ZM49 54H48V56H49ZM52 54H54V53H52ZM70 54V53H69ZM84 54V53H83ZM93 54H95V51H94V53ZM101 54V53H100ZM104 54V53H103ZM114 54V53H113ZM123 54V53H122ZM154 54L156 55V53L154 52ZM191 54V53H190ZM222 54V53H221ZM221 54H220V56H221ZM55 55V54H54ZM105 55H107L106 53H105ZM127 55V54H126ZM197 55V54H196ZM203 55V54H202ZM215 55V54H214ZM222 55H224V54H222ZM229 55V54H228ZM28 56H30V55H28ZM44 56H46L47 57V54L46 55H44ZM52 55L50 54V58L49 57H45V59L44 60H47L48 59V62H51L52 60L54 61V60H58V59H60V57L58 56V58H55L54 56H52ZM73 56V55H72ZM72 56H70V57H72ZM80 56V55H79ZM99 56H101V55H99ZM157 56H159L158 54H157ZM234 56V55H233ZM23 57H24V55H23ZM85 57V56H84ZM84 57H83V59H84ZM108 57V56H107ZM107 57H106V59L105 60H107ZM140 57V56H139ZM151 57H152V55H151ZM205 57V56H204ZM241 57V56H240ZM19 58H20V56H18V60H19ZM65 58H66V56H65ZM65 58H64V60H65ZM73 58V57H72ZM72 58L70 59V60H72ZM90 58V57H89ZM96 58V57H95ZM141 58V57H140ZM149 58V57H148ZM153 58H154V55H153ZM160 58V57H159ZM247 58V57H246ZM250 58V57H249ZM6 59V58H5ZM13 59V58H12ZM15 59V58H14ZM17 59V58H16ZM75 59V58H74ZM157 59V58H156ZM176 59V58H175ZM224 59V58H223ZM234 59V58H233ZM261 59H263V58H261ZM261 59H259L258 58V60H261ZM11 60V59H10ZM10 60H9V62H10ZM63 59H61L59 62H61ZM112 60V59H111ZM140 60H146L145 58H141ZM158 60V59H157ZM163 59H161V61H162ZM172 60V59H171ZM184 60H186V59H184ZM195 60V59H194ZM199 60V62L200 61H202V60H200V59H198ZM198 60H196V61H198ZM218 60V59H217ZM147 61V60H146ZM145 61V62H146ZM160 61V62H161ZM165 61H167V60H165ZM182 61V60H181ZM216 61V60H215ZM227 61V60H226ZM234 60H232L231 62H233ZM236 61V60H235ZM262 61V60H261ZM261 61H258L259 63H261ZM14 63H15V61H13ZM27 62V61H26ZM29 62V61H28ZM43 62V61H42ZM65 62V61H64ZM68 62V61H67ZM66 62V63H67ZM90 62H92V61H90ZM121 62H122V65L124 64V63H126V62H124V61H120V64H121ZM124 62V63H123ZM143 62V61H142ZM145 62H143V63H145ZM203 62H204V60H203ZM203 62H201V63H203ZM214 62V61H213ZM212 62V63H213ZM231 62H229V63H231ZM257 62V63H258ZM14 63H12V64H14ZM40 62H39V60H38V64H39ZM53 63V62H52ZM62 63V62H61ZM78 63V62H77ZM94 63V62H93ZM113 63V62H112ZM153 63V62H152ZM157 63H158V61H157ZM156 63V64H157ZM171 63H172V61H171ZM189 63H190V65H191V63L193 64L194 63V61L193 60H190L189 61ZM188 63V64H189ZM201 63H199L200 64V66L199 67H201ZM215 63H217V62H215ZM221 63V62H220ZM224 63V62H223ZM244 63V62H243ZM256 63V62H255ZM256 63V64H257ZM258 63V64H259ZM263 63V62H262ZM9 64V63H8ZM42 64V63H41ZM45 64H46V61H45ZM51 64V63H50ZM56 64V63H55ZM68 64V63H67ZM75 64H76V62H75ZM74 64V65H75ZM90 64V63H89ZM119 64V65H120ZM139 64V63H138ZM141 64V63H140ZM139 64V65H140ZM165 64H168V62L167 63H165ZM177 64H178V62L175 64L176 66L175 67H178L177 66ZM232 64V63H231ZM238 64V63H237ZM245 64V63H244ZM264 64V63H263ZM32 65H34V64H32ZM48 65H49V63H48ZM58 65V64H57ZM64 65V64H63ZM73 65V66H74ZM99 65H100V63H99ZM127 65V64H126ZM205 65V64H204ZM207 65V64H206ZM222 65H224V64H222ZM233 65H235V63H233ZM251 65H254L253 63L252 64H249V65H247L246 66V64H245V66H246V69H249V71H252L251 70ZM259 65H262V64H259ZM9 66H10V64H9ZM30 66V65H29ZM41 66V65H40ZM42 66L44 67V64H42ZM90 66V65H89ZM101 66V65H100ZM110 66V65H109ZM118 66V65H117ZM128 66V65H127ZM167 66V65H166ZM165 66V67H166ZM181 66V65H180ZM193 66V65H192ZM226 66V65H225ZM24 67V66H23ZM22 67V68H23ZM50 66H48V68H49ZM79 67H80V65H79ZM158 67V66H157ZM169 67V66H168ZM172 66H170V68H171ZM191 67V66H190ZM190 67H188V72L190 71L189 70V68ZM207 67H209V66H207ZM211 67V66H210ZM260 67L261 68H263V71H262V73H261V75H260V73H255V71H254V74H256V76L258 77V79L259 80H264V67H263V65L262 66H259V69H260ZM6 69H4V71L5 70H8L7 69V67H5ZM10 68H11V66H10ZM10 68H9V70H10ZM48 68H47V66H46V68H44L43 70H42V72H40L41 74H43V75H41V76H43V77H48V74H50V69L48 70ZM52 68V67H51ZM83 68V67H82ZM90 68V67H89ZM94 68V67H93ZM93 68H92V70H93ZM98 68H99V66H98ZM156 68V67H155ZM195 68V67H194ZM192 69L191 68V71L192 72H189L188 73V77H189V80H190V78H191V83H193V79H192V77H190V75L189 74H195V75H197V72H196V70L195 69ZM217 68V67H216ZM231 68H234L233 66L231 67ZM15 69H17V68H15ZM14 69V70H15ZM77 69H79V68H77ZM102 69H104V71L103 72H106L105 70V67L104 68H102ZM125 69H127V68H125ZM130 70H131V68H129ZM160 69H163V68H160ZM175 69V68H174ZM180 69V68H179ZM202 69V68H201ZM222 69V68H221ZM228 69V68H227ZM241 69V68H240ZM245 69V68H244ZM1 70L3 71V69L1 68ZM25 70V69H24ZM27 70H29L28 72H27ZM30 68H27L26 70H25V74H27V73H29L30 72ZM59 70V69H58ZM68 70V69H67ZM80 70V69H79ZM90 70V69H89ZM96 70H97V68H96ZM136 70V69H135ZM139 70V69H138ZM2 71H0V72H2ZM12 71V70H11ZM11 71H9V73H7V74H5V72H4V74H3V78H4V75H5V79H6V76H8V77H10V76H12L11 74L12 73H10ZM16 71V70H15ZM21 71V70H20ZM40 71V70H39ZM38 71V72H39ZM62 71V70H61ZM60 71V72H61ZM66 71V70H65ZM72 71V70H71ZM82 71V70H81ZM99 71H100V69H99ZM110 71V70H109ZM117 71V70H116ZM140 71V70H139ZM146 71V70H145ZM165 71V70H164ZM168 71H169V69H168ZM193 71H195L196 73H193ZM212 71H215V70H212ZM241 71H242V69H241ZM13 72V71H12ZM27 72V73H26ZM63 72V71H62ZM97 72H98V70H97ZM103 72H102V74H103ZM108 72V71H107ZM111 72H112V70H111ZM138 72V71H137ZM160 72V71H159ZM238 73H239V70L237 71ZM260 72V71H259ZM15 73V72H14ZM35 73V72H34ZM57 73H58V71H57ZM78 73V72H77ZM143 73H145V72H143ZM142 73V74H143ZM162 73H163V71H162ZM211 73V72H210ZM209 73V74H210ZM237 73V74H238ZM253 73V72H252ZM53 74H54V72H53ZM105 74V73H104ZM151 74H153V73H151ZM154 74H156V73H154ZM240 74H241V76H240V79H242L243 80V82H248L249 81V79H250V77H249V75H251L250 73H248V74H246L245 72H243V73H241L240 72ZM240 74H238V75H240ZM52 75V74H51ZM116 75H118L119 76V73L118 74H116ZM136 75V74H135ZM164 75V74H163ZM172 75V74H171ZM187 75V74H186ZM199 75V74H198ZM1 77H2V75H0ZM56 76H58V75H55V77ZM84 76V75H83ZM113 76V75H112ZM124 76V75H123ZM140 76V75H139ZM173 76V75H172ZM235 76V75H234ZM255 76V75H254ZM0 77V78H1ZM25 77H26V75H25ZM52 76H50V78H51ZM85 77V76H84ZM101 77V76H100ZM131 77V76H130ZM157 77V76H156ZM13 78V77H12ZM133 78H136V77H133ZM150 78V77H149ZM160 78V77H159ZM197 78H199V77H197ZM203 78H204V76H203ZM4 79V80H5ZM8 79V78H7ZM6 79V80H7ZM11 79V78H10ZM21 79V78H20ZM40 79H42V78H40ZM45 79V78H44ZM81 79V78H80ZM98 79V78H97ZM123 79V78H122ZM141 79H143V78H141ZM151 79H152V77H151ZM151 79H148V80H151ZM156 79V78H155ZM194 79H196V77L194 78ZM219 79V78H218ZM257 79V80H258ZM1 80V79H0ZM43 80V79H42ZM58 80V79H57ZM132 80V79H131ZM162 80V79H161ZM197 80V79H196ZM201 80V79H200ZM200 80H198V82H200ZM239 80V79H238ZM256 80V82H257V84H258V82H260V81H257ZM11 81V80H10ZM37 80H35V82H36ZM45 81V80H44ZM44 81H41V86H42V83L44 82ZM54 81V80H53ZM97 82H99L98 80H96ZM101 81V80H100ZM154 81V79L152 80V83H155V82H153ZM210 80H208V82H209ZM222 81V80H221ZM12 82V81H11ZM95 82V81H94ZM132 82V81H131ZM145 82V81H144ZM175 82V81H174ZM183 82V81H182ZM203 82V81H202ZM205 82H207L206 80H205ZM219 82V81H218ZM15 83V82H14ZM85 83V82H84ZM100 83V82H99ZM117 83V82H116ZM115 83V84H116ZM124 83V82H123ZM134 83V82H133ZM190 82H188V84H189ZM191 83L189 84V85H191ZM196 83V82H195ZM216 83V82H215ZM232 83V82H231ZM245 83V84H246ZM249 83V82H248ZM5 84H7V82L5 83ZM19 84H20V82H19ZM35 84V86H36V83H34ZM39 84V83H38ZM58 84V83H57ZM149 84H151V83H148V85ZM220 84H222V83H220ZM263 84V83H262ZM8 85V84H7ZM48 85V84H47ZM55 85V84H54ZM53 85V86H54ZM73 85V84H72ZM147 85V84H146ZM145 85V86H146ZM188 85V86H189ZM199 85H200V83H199ZM209 86V84L207 85V84H204V89L206 88L207 89V87L206 86ZM217 85V84H216ZM242 85V84H241ZM261 85V84H260ZM13 86V85H12ZM34 86V85H33ZM85 86V85H84ZM84 86H82L83 88H84ZM112 86V85H111ZM143 86V85H142ZM144 86V87H145ZM150 86V85H149ZM148 86V87H149ZM152 86H155L154 84H152L151 85V87ZM198 86V85H197ZM218 86H220V85H218ZM254 86V85H253ZM0 87H2V86H0ZM5 87V86H4ZM139 87V86H138ZM156 87V86H155ZM155 87L154 88H151L152 90H154L155 89ZM192 87V85L190 86V89H192L191 88ZM195 87V86H194ZM199 87V86H198ZM244 87V86H243ZM243 87H241V88H243ZM257 87V85L255 86V88ZM12 88V87H11ZM46 88L47 87H45V90H46ZM86 88H88V87H86ZM103 88V87H102ZM101 88V89H102ZM106 88V87H105ZM107 88H110V87H107ZM113 88V87H112ZM121 88V87H120ZM128 88V87H127ZM143 88V87H142ZM200 89H201V87H199ZM202 88H203V85H202ZM215 88H217V87H215ZM250 88V87H249ZM30 89H31V87H30ZM33 89V88H32ZM90 89H93V88H90ZM116 89V88H115ZM150 89V88H149ZM148 89V90H149ZM156 89H158V88H156ZM205 89V90H206ZM252 89H253V87H252ZM4 90V89H3ZM22 90V89H21ZM111 90V89H110ZM124 90V89H123ZM127 90V89H126ZM141 90V89H140ZM139 90V91H140ZM152 90H149V91H152ZM198 91L199 93H200V91H199V89L197 88V89H195V91ZM238 90V89H237ZM257 90V89H256ZM0 91H2V90H0ZM12 91V90H11ZM84 91H86V90H84ZM115 90H113V92H114ZM121 91V90H120ZM119 91V94L121 93V94H123L122 92H120ZM185 91V90H184ZM196 91V92H197ZM16 92V91H15ZM93 92H95V91H93ZM118 92V91H117ZM203 92V91H202ZM205 92V91H204ZM203 92V93H204ZM64 93V92H63ZM68 93V92H67ZM67 93H65V94H67ZM74 94H75V91L73 92ZM134 93V92H133ZM198 93V94H199ZM203 93L201 94V95H203ZM206 93V92H205ZM251 93V92H250ZM252 93H253V91H252ZM36 94H37V92H36ZM91 94V93H90ZM195 94V93H194ZM249 94V93H248ZM4 95V94H3ZM18 95V94H17ZM54 95V94H53ZM56 95V94H55ZM54 95V100H56V101H58L57 100V98H56V96ZM62 95V94H61ZM70 95V94H69ZM81 95V94H80ZM125 95V94H124ZM160 95V94H159ZM254 94H252V96H253ZM37 96V95H36ZM79 96V95H78ZM121 96H123V95H121ZM126 96V95H125ZM166 96V95H165ZM193 96V95H192ZM246 96V95H245ZM31 97H33V95L31 96ZM62 97V96H61ZM69 97L70 96H67V98H68V100H69ZM82 97V96H81ZM113 97V96H112ZM139 97V96H138ZM167 97V96H166ZM208 96H206V98H207ZM3 98V97H2ZM28 98L29 99H31L30 98V95H28ZM34 98V97H33ZM60 98V97H59ZM64 98H66V96L64 95ZM63 98V99H64ZM123 98H124V96H123ZM6 99V98H5ZM4 99V100H5ZM19 99V98H18ZM21 99V98H20ZM24 99H26L25 100V103H23V109H25L26 108V110L28 109L27 108V106H28V104L30 103L29 101V99H27L26 98V96H25V98ZM47 99V98H46ZM61 99V98H60ZM70 99H72V98H70ZM86 99V98H85ZM84 99V100H85ZM148 99V98H147ZM154 99V98H153ZM190 99V98H189ZM216 99V98H215ZM227 99V98H226ZM241 99V98H240ZM22 100V99H21ZM37 100H39V99H37ZM42 100V99H41ZM41 100H39V101H41ZM64 100H66V99H64ZM103 100V99H102ZM115 100V99H114ZM131 100V99H130ZM146 100V99H145ZM170 100V99H169ZM168 100V101H169ZM201 100V99H200ZM206 101L205 100V98L204 99H202L201 100V102L202 101ZM88 101V100H87ZM93 101V100H92ZM97 101V100H96ZM116 101V100H115ZM155 101V100H154ZM153 101V102H154ZM172 101V100H171ZM182 101V100H181ZM209 100H207V102H208ZM238 101V100H237ZM4 102V101H3ZM12 102V101H11ZM34 102H35V100H34ZM37 102V101H36ZM42 102V101H41ZM44 102V101H43ZM53 102H55V101H53ZM58 102H60V101H58ZM105 102V101H104ZM118 102V101H117ZM131 103L130 104H128V105H133L135 102H132V101H130ZM149 102V101H148ZM239 103L237 104V102H235V101H231V102H229L228 104H227V102H226V106H228V108H227V115H228V117H229V120H230V122H244V118H242L241 117V113H242V111H243V109H244V105H245V100L244 101H241V103L243 104H240V101H238ZM26 103H27V106H26ZM55 103H57V102H55ZM63 103V102H62ZM93 103V102H92ZM170 103V102H169ZM18 104H19V102H18ZM24 104H25V106H24ZM32 104V99H31V103L29 104V106L28 107H30V105ZM34 104V103H33ZM39 104V103H38ZM65 104V103H64ZM82 104V103H81ZM111 104V103H110ZM149 104V103H148ZM173 104V110H172V115L168 118L169 120V122H171V121H175V120H177L176 122H178L179 120H180V118H182V117H186V122H188V124L184 127V129H182V133H184L183 135L185 136V133L187 132V131H190V133L192 132V129H193V127H195V126H193V125H195L196 123H194V122H201V120H202V122H206L208 125L211 123V125L213 126V124H212V122H210L208 119H210L211 120V115L209 116V117H204L205 115L206 116H208L207 114H205V111H204V116H201L202 114H198L197 113V115H195V114H191L192 113V110L191 109H187V108H189L188 106H187V104H186V106L185 107H182L180 104H178V103H172ZM202 104H203V102H202ZM9 105V104H8ZM11 105H12V103H11ZM16 105V104H15ZM36 105V104H35ZM58 105H60V107H61V104L59 103ZM57 105V106H58ZM63 105V104H62ZM70 105H71V103H70ZM83 105V104H82ZM100 105H102V103L100 104ZM105 105V104H104ZM113 105H114V103H113ZM118 105V104H117ZM121 105V104H120ZM131 105V106H132ZM142 105V104H141ZM170 105V104H169ZM45 106V105H44ZM88 106V105H87ZM93 106H94V104H93ZM93 106L91 105V107L90 108H92L93 109ZM96 106V105H95ZM122 106V105H121ZM130 106V107H131ZM134 106H136V105H133V107ZM32 107V106H31ZM84 107H86V106H84ZM110 108H111V106H109ZM199 107V106H198ZM4 108V107H3ZM16 108V107H15ZM64 108V107H63ZM89 108V107H88ZM95 108V107H94ZM140 108V107H139ZM139 108H137V106H136V108H135V110H137L136 112L138 113H140V111H139ZM164 108H166V107H164ZM2 109V108H1ZM8 109V108H7ZM42 109V108H41ZM55 109H57V108H55ZM74 109H76V107L74 108L73 107V110ZM103 109H104V107H103ZM101 110L102 111V113H99V114H101V117H103V119L105 120L106 118H110L109 117V115L111 116L112 114V116H114V114H116L117 116H118V114L120 115L121 113H123V114H121V115H124V113L125 112H122V108L120 109L121 110V113H120V111H118L119 113H117V111L116 110H114L115 111V113H113V112H111L109 115L108 114H106V115H108V116H106L105 115V117L104 116H102V115H104L105 113H106V109H105V113H103L104 112V110ZM108 109V108H107ZM134 108H128V110H129V114H131V115H129V116H131V119H133L134 118V116H132V114H133V112H134V114L133 115H136V116H141L142 115V113H140V115H138V114H136L135 113V110L134 111H132ZM147 109H149V108H147ZM223 109V108H222ZM3 110V109H2ZM5 110H6V108H5ZM29 111L31 110V112H33L32 111V109L31 108H29L28 109ZM60 111H61V109H59ZM127 110V111H128ZM141 110V109H140ZM190 110H191V113H190ZM200 110V109H199ZM201 110H203V109H201ZM235 110H237L238 111V113L236 114V111ZM25 111V110H24ZM24 111H22V112H24ZM64 111V110H63ZM98 111H100V110H98ZM100 111V112H101ZM130 111H132V112H130ZM163 111V110H162ZM69 112V111H68ZM76 112V111H75ZM74 112V113H75ZM90 112V111H89ZM89 112H87V113H89ZM93 112V111H92ZM96 112V111H95ZM199 112V111H198ZM202 112V111H201ZM217 112V111H216ZM213 113V120H215L216 119V116L214 117V114H216L217 115V113ZM5 113V112H4ZM2 113V115H3V118H5V120H3L4 121V123L2 124V125H0V129L1 128H4V127H6V122L5 121H7V123L10 121L7 117H8V115L9 114H7V113ZM20 113V112H19ZM53 113V112H52ZM58 113H59V115H60V112L58 111ZM83 113V112H82ZM91 113V112H90ZM109 113V112H108ZM127 113V112H126ZM125 113V115H127L128 116V114H126ZM7 114V115H6ZM11 114V113H10ZM18 114V113H17ZM69 114H70V112H69ZM96 114V113H95ZM161 114V113H160ZM1 115V116H2ZM4 115H5V117H4ZM14 115H16L15 113H14ZM19 116L20 115H23V114H18ZM18 115H16V117H18ZM30 115V114H29ZM62 115V114H61ZM66 115V114H65ZM64 115V116H65ZM82 115V114H81ZM162 115V114H161ZM32 116V115H31ZM69 115H67V117H68ZM73 116V115H72ZM95 116V115H94ZM111 116V117H112ZM127 116H125V117H127ZM129 116L127 117L128 119H130L129 118ZM15 117V116H14ZM15 117V118H16ZM23 117V116H22ZM35 117V116H34ZM44 117V116H43ZM61 117V116H60ZM59 116H58V118H60ZM138 117V118H139ZM2 118V117H1ZM54 118V117H53ZM57 118V119H58ZM96 118V117H95ZM116 118V117H115ZM118 118H119V116H118ZM161 118L162 119H164L163 118V115L161 116ZM8 119V120H7ZM36 119V118H35ZM48 119V118H47ZM62 119V118H61ZM61 119H58V120H60L61 122H62V120ZM68 119H70V118H68ZM83 119V118H82ZM99 119V118H98ZM159 119V118H158ZM244 119V120H243ZM14 120V119H13ZM12 120V121H13ZM22 120H23V118H22ZM31 120V119H30ZM41 120V119H40ZM54 120V119H53ZM100 120H101V118H100ZM110 121L109 122H111V119H109ZM117 120V119H116ZM160 121H163V120H161V119H159ZM131 121H133V120H131ZM164 121H165V119H164ZM163 121V122H164ZM168 121H165V122H168ZM19 122H20V120H19ZM61 122H54L53 121V123H55L54 125H53V123L50 125L51 126V129L53 130V131H55V132H57L56 134L58 135L59 134V136H57L58 138H59V140H60V144H64L65 142H67L66 141V139L64 138L65 136H63V134H61L62 133V129L64 128H67L66 127V125L68 126L69 124L68 123H66V122H62V125H61ZM84 122V121H83ZM86 122V121H85ZM118 122V121H117ZM134 122V121H133ZM153 122V121H152ZM157 122V121H156ZM12 123H14V122H12ZM31 123V122H30ZM66 123V124H65ZM75 123V122H74ZM108 123V122H107ZM125 123V122H124ZM160 123V122H159ZM162 123V122H161ZM160 123V124H161ZM22 124V123H21ZM37 125H38V123H36ZM63 124H65V127L63 126ZM127 124V123H126ZM238 124V123H237ZM17 125H19V124H17ZM33 125H35V123L34 124H32V126ZM71 125V124H70ZM129 125H130V127H129ZM129 125H128V127L126 128V129H131V127L133 126L132 125V123H129ZM132 125V126H131ZM210 125V126H211ZM14 126V125H13ZM20 126V125H19ZM63 126V128H61ZM73 126V125H72ZM71 126V127H72ZM79 126V125H78ZM153 126V125H152ZM15 127V126H14ZM53 127V128H52ZM70 127V126H69ZM68 127V128H69ZM18 128V127H17ZM37 128H40V127H38L37 126ZM82 128H83V126H82ZM110 128V127H109ZM208 128V127H207ZM79 129H80V127H79ZM97 129V128H96ZM213 128H211V131H213L212 130ZM81 130V129H80ZM92 131L94 130L95 131V129H91ZM90 130V131H91ZM98 130V129H97ZM96 130V131H97ZM102 130V129H101ZM109 130V129H108ZM133 130H135V129H133ZM137 130V129H136ZM195 130V131H194ZM193 130V134L195 135V132L196 133H198V131H196V129H194ZM210 130V129H209ZM2 131H4V130H2L1 129V131H0V134H1V132ZM41 131V130H40ZM65 131H66V129H65ZM70 131V130H69ZM121 131V130H120ZM210 131V132H211ZM68 132V131H67ZM85 132V131H84ZM99 132V131H98ZM111 132V131H110ZM126 132V131H125ZM134 132H136V131H134ZM208 132V131H207ZM96 133V132H95ZM140 133V132H139ZM215 133V132H214ZM68 134H69V132H68ZM78 134V133H77ZM76 134V135H77ZM193 134H192V136H193ZM216 135H213V133L211 134L210 133V135H209V133H207V136H208V138L210 139L209 140V142L208 141H205V144H206V142H208L207 143V145H204L205 147L207 146V148L205 149H199L198 150V152L200 153V154H203V155H206L207 153V156H209L208 158L209 159H211L212 160V158H211V155L209 154L211 151H212V148L214 147L215 148V146H217V145H220V144H216V142L217 143H219V136H220V134H217V133H215ZM73 135V134H72ZM107 135V134H106ZM133 135H134V133H133ZM200 135V134H199ZM219 135V136H218ZM2 137H3V135H1ZM99 136V135H98ZM104 136V135H103ZM132 136V135H131ZM215 136H217V137H215ZM4 137H5V135H4ZM11 137V136H10ZM17 137V136H16ZM38 137V136H37ZM40 137V136H39ZM67 137H69V136H67ZM1 138V137H0ZM20 138H21V136H20ZM71 138H73V137H71ZM103 138V137H102ZM101 138V139H102ZM133 138V137H132ZM163 138V137H162ZM161 138V139H162ZM221 138V137H220ZM261 138V137H260ZM17 139V138H16ZM29 139V138H28ZM91 139V138H90ZM96 139V138H95ZM108 139V138H107ZM133 139H136V137H134ZM159 139V138H158ZM157 139V140H158ZM160 139V144L162 143L161 140ZM168 139H169V136H168ZM185 139V138H184ZM200 139H201V137H200ZM218 139V140H217ZM239 142L240 143H243V141L244 142H248V143H250V138H249V136L247 135V136H245V138L243 137V135H241L240 134V136H239ZM25 140V139H24ZM58 139H57V144H58V141H59ZM103 140H104V138H103ZM119 140H122V139H119ZM124 140V139H123ZM181 140H182V138H181ZM181 140L180 139H178V142L180 141L181 142ZM186 140V139H185ZM183 141V142H186V141ZM188 140V139H187ZM246 140V141H245ZM20 141V140H19ZM21 141H22V139H21ZM49 142H51V144L54 142H52V140H48ZM78 141V140H77ZM81 141V140H80ZM83 141V140H82ZM81 141V142H82ZM91 141V140H90ZM101 141V140H100ZM105 141V140H104ZM136 141V140H135ZM14 142V141H13ZM64 142V143H63ZM109 142V141H108ZM117 142H118V140H117ZM133 142H134V140H133ZM156 142V141H155ZM158 142V141H157ZM156 142V143H157ZM179 142V143H180ZM34 143V142H33ZM46 143L47 144H45L44 146H45V148L43 149V152H42V155L41 156H43V153H44V151L45 150H47V148H46V145L48 146L49 145V147H48V150L47 151H49V150H51L50 149V144H48V142L46 141ZM68 143V142H67ZM67 143H65L64 145H63V148H64V150H66V149H69V144H67ZM98 143V142H97ZM121 143V142H120ZM119 143V144H120ZM123 143V142H122ZM138 143V142H137ZM153 144H154V142H152ZM151 143V144H152ZM20 144V143H19ZM23 144V143H22ZM27 144V143H26ZM54 144V143H53ZM60 144H58V145H60ZM132 144V143H131ZM153 144L151 145L152 147H150V144L148 145L147 144V146L145 145V147H148V148H146L147 149V151H148V149L149 148H155V149H157V147L160 145L159 143V145L158 144H154V146L155 147H153ZM211 144H213L214 146L213 147H211ZM61 145V146H62ZM101 144H99V146H100ZM106 145V144H105ZM140 146H141V144H139ZM139 145L137 144V146L139 147ZM176 145H179V144H176ZM176 145H173L174 147H175V149L177 148V150H178V147L176 146ZM222 145V144H221ZM17 146V145H16ZM16 146H14V147H16ZM25 146V145H24ZM84 146V145H83ZM83 146H81V148H83ZM86 146V145H85ZM133 146H135L134 144H133ZM133 146H131L133 149H134V147ZM23 147V146H22ZM33 147V146H32ZM76 147H78L77 145H76ZM87 147V146H86ZM119 147V146H118ZM137 147V148H138ZM208 147H210V148H208ZM17 148H18V150H17ZM94 148V147H93ZM96 148V147H95ZM103 148V147H102ZM20 149L22 150V148L21 147H16V148H12V149H10L9 150V156L11 155L12 157L11 158H13V162L14 163H16V164H18V166L21 164L22 166H19V167H21L22 169H24L25 167L27 168V165L25 166V164H23L25 161L28 163V161H29V157L27 156H25V158L23 157V151L22 152H20ZM78 149V148H77ZM91 149V148H90ZM154 149V151H156ZM110 150V149H109ZM171 150V149H170ZM201 150H202V152H201ZM146 150L145 149H143L142 150V152H145ZM147 151H146V153H147ZM158 151V150H157ZM8 152V151H7ZM6 152V153H7ZM50 153H51V151H49ZM171 152H173V156H172V154H170L171 155V160H175L174 158H176L177 159V156H181L182 154H180V153H185L183 156H186V154H188L187 152H180V151H178V153H175V150H174V148H172V150L170 151V153ZM224 154H222V155H218L217 153H216V155H217V161H222V160H219V159H223L224 160V158H226L225 156L227 155V153H229V152H227L226 153V151H222ZM40 153L41 152H39V155H38V157L40 156ZM47 153V155L45 156V157H47V156H50L51 154L50 153H48V152H46ZM98 153V152H97ZM110 152H108L107 154H109ZM215 153V152H214ZM8 154V153H7ZM19 154H21L22 156H19ZM25 154V153H24ZM60 154V153H59ZM112 154V153H111ZM130 154V153H129ZM131 154H132V152H131ZM161 154V153H160ZM3 155V154H2ZM26 155V154H25ZM73 155V156H72ZM71 156H69L70 158L69 159H71V161L74 163H71L72 165H76L75 166V168H74V166H72V169L71 170H73L74 171V169H75V171H74V173H75V176H76V179H77V175H78V171H79V167H80V170H82L81 169V166H80V164L78 163V159H79V155L78 154H72ZM156 155V154H155ZM196 155H198V154H196ZM161 156V157H160ZM223 156H224V158H223ZM23 157V158H22ZM38 157H36V159H38ZM58 157V156H57ZM63 157V156H62ZM159 157L160 158H162V154L161 155H159ZM26 158H28V159H26ZM99 158H101V157H99ZM169 158V157H168ZM168 158H167V160H168ZM190 158V157H189ZM194 158V157H193ZM206 158V157H205ZM26 159V160H25ZM49 159V158H48ZM83 159V158H82ZM108 159H109V157H108ZM127 159H128V156H127ZM126 159V160H127ZM192 159V158H191ZM1 160V159H0ZM3 160V159H2ZM24 160V161H23ZM28 160V161H27ZM65 160V159H64ZM63 160V161H64ZM93 160V159H92ZM112 160V159H111ZM161 160V159H160ZM165 160V162H166V165H167V163L170 165V167H169V165H167V166H164L163 167V170L168 174V172L171 174L172 173V177H173V179L174 180H176L177 179V177L174 175V170L172 169L173 167L171 166V163L170 162H168V161H166V159H164ZM211 160L209 161H207V159H206V161H204V166H201V165H193V164H189L190 166H197L196 167V169H197V171H195L194 170V172H192L191 174H190V178L189 177H187V178H189V179H192V178H195V174H196V176H197V180H196V178L195 179H192V180H196L197 182H198V180H200L199 182H201V180L203 179V181H202V184H200L199 182V185H197V186H199V188H200V190H199V188L198 187H195V192L194 193H196L195 195H190V196H188V201L189 202H194V200H191L192 198H193V196H195V197H197V195H198V193H199V195L198 196H200L199 198L201 199V202H198L197 201V199H195L196 201L194 202V205H198L199 206V204H201V203H204V201L205 200H208V201H205L206 202V205H205V203H204V205L202 206V205H200L199 206V208L201 209V206H202V209H201V211H204V210H208L207 212H209L211 209H212V212L210 213V215H205L206 216V218L208 217L209 219L210 218H212V216L213 217H216L215 216V212H216V209H217V207L218 206H221L220 205V203L219 202H221L222 200H221V198H220V196H222V195H219L218 196V192L220 191V194H221V190H219V188L218 187H216L217 186V184H216V182H218V184L220 185L222 182H224L225 180V178H228V177H220V175L218 176L217 174H222L223 172H224V170H223V166H222V162L221 163H219V162H217L216 164H219L218 166H216V169H215V167L213 166V168H212V163H211ZM216 160V159H215ZM63 161H62V163H63ZM67 161V160H66ZM83 162H84V159L82 160ZM110 161V160H109ZM116 161H118L117 159H116ZM213 161H214V157H213ZM25 162V163H26ZM30 162V161H29ZM103 162V161H102ZM243 162V161H242ZM7 163V162H6ZM36 163V162H35ZM34 163V164H35ZM61 163V164H62ZM93 163V162H92ZM119 163H120V161H119ZM54 164V163H53ZM57 164V163H56ZM84 164V163H83ZM85 164L87 165V163L85 162ZM99 164V163H98ZM116 164V163H115ZM114 164V165H115ZM11 165V164H10ZM55 165V164H54ZM82 165V164H81ZM97 165V164H96ZM110 165V164H109ZM122 165V164H121ZM66 166H67V163H66ZM112 166H113V164H112ZM111 166V167H112ZM119 166V165H118ZM231 166V165H230ZM239 166V165H238ZM243 166H244V164H243ZM10 167V166H9ZM12 167V166H11ZM48 166L46 165V168H47ZM92 168L93 169V171H94V169L96 170V172H97V174H98V176H99V173H100V171H99V173H98V171H97V169H98V167H96L95 166V168H94V166H91V164L89 163L88 164V166H87V170L86 171H82V173L83 172H85L86 173V176H87V172H90L91 170H89V168ZM100 167H101V165H100ZM99 167V169H101L102 170V168H100ZM116 167V166H115ZM233 167H237V166H235V165H233ZM35 168V167H34ZM74 168V169H73ZM82 168H83V165H82ZM85 165H84V170H85ZM118 168V167H117ZM170 168V170H168ZM207 169L204 173H203V170L204 169ZM226 168V167H225ZM245 168V167H244ZM37 169V168H36ZM42 169V168H41ZM51 169V168H50ZM113 169V168H112ZM129 169V168H128ZM237 169H238V167H237ZM240 169V168H239ZM10 170V169H9ZM25 171H26V169H24ZM114 170V169H113ZM212 172H211V171ZM215 170L217 171L216 173L217 174H214L215 173ZM241 170V169H240ZM37 171V170H36ZM35 171V172H36ZM67 171V170H66ZM111 171V170H110ZM164 171H162V173L164 172ZM231 171V170H230ZM235 171H236V169H235ZM235 171H233V175H234V177L237 175L236 173H238V175H241V173L240 172H235ZM251 171H253V170H251ZM53 172V171H52ZM102 172V171H101ZM125 172V171H124ZM128 172V171H127ZM164 172V173H165ZM195 172H197V173H195ZM219 172V173H218ZM234 172H235V174H234ZM23 173V172H22ZM93 172L91 171L90 172V174H92ZM115 173V172H114ZM165 173V174H166ZM240 173V174H239ZM8 174V173H7ZM33 174V173H32ZM89 174V173H88ZM93 174H96L95 172L93 173ZM92 174V175H93ZM102 174H103V172H102ZM102 174H100V176H102ZM166 174V175H167ZM211 176H210V175ZM225 174V173H224ZM9 175V174H8ZM19 175V174H18ZM79 179H77V184L80 186V188H81V186L82 185H84V186H82V189L81 190H83L84 188L83 187H85V186H87V185H90L89 187H91L92 186V189H91V191L89 190V192H91V193H93V195H94V192H96V186H94V183H96L98 180L99 181H102V178H100V179H98L97 180V175H94V176H89L88 175V177H86V176H84L85 178H86V180H84L82 177H81V172L79 171ZM164 174H162V176H163ZM165 175V176H166ZM192 175H194L193 177H192ZM233 175H232V172H231V174H230V176L231 177H233ZM237 175V176H238ZM104 176V175H103ZM102 176V177H103ZM213 176V177H212ZM226 176V175H225ZM253 176V175H252ZM80 177H81V179H80ZM39 178V177H38ZM51 178V177H50ZM49 178V179H50ZM104 178V177H103ZM169 178H170V176H169ZM221 180H220V179ZM224 178V179H223ZM252 178V177H251ZM16 179V178H15ZM14 179V177H13V180H15ZM53 179H55L54 177H53ZM90 179H92V181H90L91 183H86L85 184V181L87 182V181H89ZM162 179H165V178H162ZM216 180V182L215 183H213V180ZM222 179H223V181H222ZM229 180H232L230 177L228 178ZM234 179V178H233ZM10 180H11V183H9V185L7 184V189L5 190V191H1L2 193H0V197H5L6 196V194H8V195H10V189H12V182H15V181H12V178H10ZM40 180V179H39ZM80 180V181H79ZM96 180V181H95ZM124 180V179H123ZM167 180V179H166ZM49 181V180H48ZM52 181V180H51ZM55 181V180H54ZM81 181H83L82 182V184L80 183ZM132 181V180H131ZM195 181V182H196ZM252 182L253 181H256L255 179H253V180H251ZM53 182V181H52ZM60 182V181H59ZM166 182V181H165ZM171 182V181H170ZM35 183V182H34ZM81 185H80V184ZM92 183H93V185H92ZM124 183V182H123ZM127 183V182H126ZM225 183H226V181H225ZM47 184H49V183H47ZM51 184L52 183H50V186H51ZM77 184H74L75 185V187L78 189H74L75 187H73L72 186V188L71 189H73V190H71L72 191V193H71V191H69L70 192V196L72 197V201H70V203H69V207L71 208V209H76V208H79L80 210H81V214H85L86 212H87V210H88V213H86V214H88L89 215V210H92V209H90L92 206H91V204H88V201L86 200V199H84L82 196H83V194L82 193H84L85 192V190H84V192H82V191H80L81 192V197L79 196V197H77V198H74L73 199V195L74 194H76L77 192L75 191V190H77V191H79V189L80 188H78V185ZM150 184V183H149ZM259 184H260V182H259ZM258 184V185H259ZM54 185V184H53ZM77 185V186H76ZM254 186V185H253ZM95 187V188H94ZM227 187V186H226ZM65 188V187H64ZM88 188V187H87ZM94 188V189H93ZM123 188V187H122ZM122 188H120V189H122ZM151 188V187H150ZM160 188H161V185H160ZM196 188L198 189L197 191H196ZM224 188H225V186H224ZM8 189H9V191H8ZM89 189V188H88ZM96 189V190H95ZM101 189V188H100ZM119 189V190H120ZM124 190H122V191H125V188H123ZM148 189H149V187H148ZM147 189V190H148ZM220 189H221V187H220ZM253 189V188H252ZM61 190V189H60ZM95 190V191H94ZM202 190L203 191H205V192H203V193H206V195H204V194H202ZM258 190H260V189H258ZM257 190V191H258ZM75 193H74V192ZM121 191V190H120ZM199 191V192H198ZM9 192V193H8ZM89 192H85V193H89ZM152 192V191H151ZM109 193H111V195L113 194L112 193V191L111 192H109ZM71 194H73V195H71ZM255 194V193H254ZM260 193L258 192V195H259ZM65 195V194H64ZM79 195V194H78ZM85 195V194H84ZM114 195H116V193L115 194H113V198L112 199H114L115 200V198H114ZM149 195H151V193L149 194ZM201 195H202V197H201ZM207 196V197H204V196ZM257 195V194H256ZM261 195V194H260ZM125 196V195H124ZM191 196H192V198H191ZM217 196V198H220V200L219 199H217V200H215L214 198ZM224 198L226 199V197H228V195H225L224 194ZM67 197V196H66ZM74 197H75V195H74ZM85 197V196H84ZM96 197V196H95ZM143 197H145V196H143ZM194 197V198H195ZM204 197V198H203ZM85 198H87V197H85ZM109 198H111L110 196H109ZM109 198H108V200H109ZM117 198V197H116ZM138 198V197H137ZM150 198V197H149ZM191 198V199H190ZM207 198V199H206ZM223 198V197H222ZM223 198V199H224ZM35 199V198H34ZM90 199V198H89ZM130 199V198H129ZM140 199V198H139ZM146 199V198H145ZM205 199V200H204ZM36 200V199H35ZM63 200H65V199H63ZM87 202H85V201ZM92 200V199H91ZM94 200V199H93ZM117 200V199H116ZM115 200V201H116ZM185 200H187V199H185ZM204 200V201H203ZM219 200V201H218ZM39 201H40V203H43L44 201H42V200H38V202L37 203H39ZM110 201V202H109ZM109 201H107V200H105V203L106 202H108V203H106L105 205H108L109 203H111V202H113V201H111V200H109ZM143 201V200H142ZM187 201V202H188ZM203 201V202H202ZM210 201V202H209ZM225 201V200H224ZM94 203L92 204V205H94V207H96L95 205H96V203H95V201H93ZM116 202H118V201H116ZM132 202V201H131ZM182 202V201H181ZM185 201H183L182 202V204L184 203ZM207 202L209 203V204H207ZM262 202H263V200H262ZM13 203H15V202H13ZM35 203V204H34ZM37 203L36 202H30V201H27L26 203H25V213H26V216L28 217L29 215H30V217H28V218H26V216H23V215H21V216H19V218H17V219H14V220H16V221H14V220H12V222L10 221V222H8L9 223V227L6 229V233L8 234V235H10L11 237H13L12 239H13V244H11V245H5L4 247H3V249H6V248H8L9 247V249H11V251L8 253H5L4 254V252H3V250H2V247L0 248V256H2L4 259H6L7 261H5L4 263L5 264H7L8 262H9V260H11L12 258H13V255L14 254H19L21 257L18 259L19 260V262H22L23 260H24V256L26 257V255H28V254H30V253H32V252H35V251H38V250H42V251H46V252H50V253H53V254H55L54 252H52V251H50V249H51V246H53V245H57L58 247H61L62 249L63 248H65L64 246H67L70 250H71V245H72V242L74 241L73 240V233L74 232H77L78 230H81V229H79L80 228V222H79V224H78V221H77V218H75V215L73 214V212H70V213H67V214H65L64 216H63V214H62V216H56L57 218H59V220H66V223L68 224V226L70 225V229L71 230H67V231H65L64 233H61L60 234V236H59V238H56V239H50L49 237V234H48V232L47 231H39V232H37L36 234H35V236H34V239H33V242H32V246H31V248H29V252H23L21 249H22V244H21V241H22V239H24L25 237H27V235H29L30 233H29V230H28V228H33L34 226H36V225H39V224H41V219L42 218H45L46 217V215L48 214V208L46 207V205H45V203H43V205L42 204H38L37 205ZM100 202H98L97 203V205L99 204ZM104 203V202H103ZM120 202H118V204H119ZM122 203V202H121ZM120 203V204H121ZM135 203V202H134ZM158 203V202H157ZM186 203V202H185ZM199 203V204H198ZM217 203V204H216ZM118 204L116 203V204H114V208L115 209H117L118 208ZM179 204V203H178ZM116 205V206H115ZM160 205V204H159ZM175 205H176V203H175ZM197 205H196V207H197ZM209 205H211V206H209ZM218 205V206H217ZM258 205V204H257ZM2 206H3V204H2ZM91 206V207H90ZM112 205H108V209L106 210V211H109L110 212V210H112L111 211V213H109V215L111 214H116L115 215V217H117L120 213H121V211L119 210L118 211V209H117V212L115 213V212H113V207H111ZM207 206V208L206 209H203L204 207H206ZM216 206V207H215ZM60 207V206H59ZM112 208V209H109V208ZM119 207H121L120 209H122L123 208V206H120L119 205ZM128 207V206H127ZM209 207H212V208H209ZM23 208H24V206H23ZM155 208V207H154ZM164 208V207H163ZM194 208V207H193ZM114 209V211H116ZM176 209V208H175ZM197 209V208H196ZM64 209H62V211H63ZM94 210V209H93ZM92 210V211H93ZM143 210V209H142ZM199 210V209H198ZM214 210H215V212H214ZM53 211V210H52ZM91 211V212H92ZM122 211H124L125 212V210H124V208L122 209ZM164 211H167L166 209L164 210ZM206 211H204V212H206ZM118 212H120L119 214H117ZM173 212V211H172ZM177 213V212H176ZM179 213V212H178ZM29 214V215H28ZM73 214V215H72ZM156 214V213H155ZM181 214H183V212L181 213ZM201 214V213H200ZM203 214V213H202ZM256 213L254 212V215H255ZM1 215V214H0ZM49 215V216H48ZM47 215V217H50L52 220H53V218H54V216H53V214H48ZM108 215V217H109V221H110V223H109V221H108V217H107V221H108V223L109 224H112V225H110L112 228H114L115 230L114 231H118L119 229H121L120 227H119V225H115L114 224V221H113V223L111 222L112 220H113V216L114 215H112L111 217ZM121 215V214H120ZM119 215V216H120ZM204 215V214H203ZM258 215V214H257ZM42 216V218L40 219V217ZM102 216V215H101ZM139 216V215H138ZM183 216V215H182ZM185 216V215H184ZM249 216H250V214H249ZM251 216H253L252 214H251ZM249 217V219L250 218H252V217ZM56 217L54 218V219H56ZM62 217V218H61ZM112 218V219H111ZM133 217H131V219H132ZM191 218V217H190ZM189 218V219H190ZM204 219V220H206V222H207V220H208V218L207 219ZM257 218H258V216H257ZM111 219V220H110ZM139 219V218H138ZM248 219V220H249ZM254 221H255V219L254 218H252ZM117 220L118 219H116V221L115 222H117ZM134 220V219H133ZM137 220V219H136ZM135 220V221H136ZM215 220V219H214ZM213 220V221H214ZM259 220H260V218H259ZM123 221V220H122ZM134 221V222H135ZM98 222V221H97ZM96 222V232H95V229H93V228H95L94 226H93V228H92V230H94L93 232H95L94 234H97L98 235V233H97V231H99V226H97V225H100V224H102V222L100 223V222H98L97 223ZM119 222V221H118ZM133 222V223H134ZM214 222H216V221H214ZM123 223V222H122ZM192 223V221H190V223L188 224V225H190ZM208 223V222H207ZM12 224H13V226H12ZM91 224H93L92 222H89V225L91 226ZM117 224H119V223H117ZM127 224V223H126ZM250 224H251V226H255L254 225V222H250ZM114 225V226H113ZM101 226V225H100ZM107 226H109V225H107ZM115 226H117V228H115ZM187 226V225H186ZM185 226V227H186ZM191 226H193V224H191ZM191 226L189 227V228H185V230H182V232L184 233V234H186L188 231L190 232V231H193V230H195L194 229V227L193 228H191ZM208 226V225H207ZM61 227V226H60ZM82 227V226H81ZM92 227V226H91ZM97 227H98V229H97ZM102 227V226H101ZM106 226H104V228L101 230L100 229V233H99V235H100V237H103L104 238V236H105V231L106 230H108V231H110V230H112L113 231V229H106L105 228ZM119 227V228H118ZM135 227V226H134ZM140 228V227H139ZM149 228V227H148ZM192 230H191V229ZM219 228H221V229H223L222 227H219ZM60 230H62L63 228H59ZM105 229V230H104ZM125 229H127V228H125ZM254 229V228H253ZM44 230H47V229H44ZM66 230V229H65ZM103 230H104V232H103ZM123 230V229H122ZM116 231V232H117ZM130 231V230H129ZM137 231H138V229H137ZM258 231V230H257ZM257 231L254 233V234H256L257 233ZM93 232H92V234H93ZM119 232H121V230L120 231H118L117 232V234H120L119 236H121V233H119ZM144 232V231H143ZM154 232V231H153ZM223 231H221V235H225L226 233H222ZM235 231H231V233L228 235L229 237H227V238H234V237H236L237 235L234 233ZM66 233V234H65ZM87 233V232H86ZM102 233L104 234L103 236H102ZM111 233H113V234H111ZM127 233V231L125 230V234ZM131 231L130 232H128L126 235L124 234V230H123V232H122V236H121V238H123L124 236V239L125 240H129L130 241V239H132V237L134 238L136 235L133 233V235L134 236H132L131 237ZM63 234H65V235H63ZM76 234V233H75ZM74 234V235H75ZM87 234H89L90 235V233H87ZM107 234H108V232H107ZM106 234V235H107ZM111 234V236H109ZM124 234V235H123ZM156 234V233H155ZM249 234V233H248ZM254 234H252V235H254ZM261 234H263V233H261ZM62 235H63V237H62ZM109 235H107V236H109V238H111L113 235H116L114 232H109ZM223 235V236H224ZM227 235V234H226ZM231 235H232V237H231ZM257 235V234H256ZM64 236H66V241H65V239H63L64 238ZM156 236V235H155ZM160 236V235H159ZM222 236V237H223ZM234 236V237H233ZM114 238H115V236H113ZM144 237V236H143ZM258 237V236H257ZM109 238L108 237H106V242L109 240ZM114 238H111V239H114ZM5 239V238H4ZM65 241V243H63V240ZM74 239H75V237H74ZM98 239H99V237H98ZM110 239V240H111ZM135 239H137V238H135ZM134 239V240H135ZM257 239V238H256ZM76 240V239H75ZM103 240V239H102ZM144 240H146L145 238H144ZM258 240H259V238H258ZM112 242H116L115 240L113 241V240H111ZM132 242H133V239L131 240ZM138 241V240H137ZM256 241V240H255ZM5 242V241H4ZM111 242V244L113 245V243ZM125 242V241H124ZM143 242V241H142ZM147 242H149L148 240H147ZM156 242V241H155ZM160 242V241H159ZM158 242V243H159ZM143 243H145V242H143ZM142 243V244H143ZM258 243V242H257ZM65 244V245H64ZM67 244V245H66ZM71 244V245H70ZM108 244H110V242H108ZM110 244V245H111ZM116 244V243H115ZM118 244V243H117ZM147 244V243H146ZM145 244V245H146ZM151 244H152V242H151ZM155 244V243H154ZM153 244V245H154ZM133 245V244H132ZM144 245V244H143ZM149 245H150V243H149ZM156 245V244H155ZM260 245V244H259ZM259 245H257V246H259ZM90 246H92V245H90ZM256 246V247H257ZM262 246V245H261ZM66 247V248H67ZM255 247V248H256ZM66 248H65V251H66ZM73 248V247H72ZM113 249H114V247H112ZM135 248V247H134ZM147 248V247H146ZM149 248V247H148ZM103 249H104V247H103ZM131 249V248H130ZM136 249V248H135ZM134 249V250H135ZM140 249H141V247H140ZM58 250V249H57ZM83 250V249H82ZM122 250V249H121ZM120 250V251H121ZM143 250V249H142ZM147 250V249H146ZM146 250H144V251H146ZM56 251V250H55ZM62 251V250H61ZM131 251V250H130ZM74 252H75V250H74ZM135 254H134V256H136V254L138 255V253H139V251L138 250H135V251H133ZM88 253V252H87ZM92 253V252H91ZM130 253H132V251L130 252ZM145 253V252H144ZM34 254V253H33ZM76 254V253H75ZM174 255V254H173ZM29 256V255H28ZM80 258H83V257H85L86 256V253H83L82 255H78ZM146 256V255H145ZM154 256V255H153ZM32 257H34V256H32ZM142 257V256H141ZM150 257V256H149ZM28 258V257H27ZM30 258V257H29ZM57 259H56V262L55 263H53V264H64V262L66 261V260H69L68 258L67 259H65L63 256H61L60 258H58V257H56ZM151 258V257H150ZM33 259V258H32ZM47 259V258H46ZM31 260V259H30ZM119 259H117V261H118ZM33 261V260H32ZM35 261V260H34ZM38 261V260H37ZM43 261V260H42ZM93 261V260H92ZM100 261V260H99ZM161 261H163V260H161ZM7 262V263H6ZM39 262V261H38ZM131 262V261H130ZM166 262V261H165ZM25 263V262H24ZM87 263H90V261L89 262H87ZM94 263V262H93ZM102 263V262H101ZM162 263H164V261L162 262ZM26 264H28V263H26ZM114 264H119V261L118 262H116V260H115V262H114Z\"/></svg>",
    "mask_w": 264,
    "mask_h": 264
}]
</instances>
